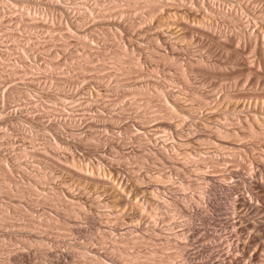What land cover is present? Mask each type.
I'll return each mask as SVG.
<instances>
[{"label": "bare ground", "instance_id": "1", "mask_svg": "<svg viewBox=\"0 0 264 264\" xmlns=\"http://www.w3.org/2000/svg\"><path fill=\"white\" fill-rule=\"evenodd\" d=\"M8 1V0H7ZM6 1V2H7ZM63 1V0H62ZM66 1V0H65ZM68 1V0H67ZM70 1V0H69ZM117 1V0H116ZM115 0H73V1H71L70 3L71 4H73V5H75L74 7H67V5L65 6V5H63V4H61L60 2H58V0H11L10 2H11V4L13 3V5H19L20 6V8H22V10L20 11V10H18V12H16V10H15V12H11L10 14H12L13 13V15H14V13L15 14H17V19L15 20V18H14V22H12L13 24L12 25H10L9 26V28L11 27V26H13L14 28L15 27H17L18 29H20V31L22 30L23 31V33L24 32H30V34L31 33H37L38 34V32H40L41 31V33H43L42 31H44V33L45 32H47V33H49V34H51V35H49V36H52V35H54L55 33H62V31H65V29L63 30L62 29V27L63 26H65V20H61L62 22H64V25L62 24V22L59 20V19H63L62 17L60 18V16H63V14L66 16V18L65 19H68L67 20V22H68V27H67V31H65L64 33H62V37L61 36H57V35H59V34H55L57 37H60V39L59 38H57V37H55V39L54 40H58L59 42H60V40L62 41V42H60L59 44H55L54 42V40H53V38H54V36L53 37H50L53 41H49V37H47V38H49L48 39V43L47 44H45V43H43V42H39L40 44L41 43H43L42 45L43 46H40V44H38V42H37V40H39V39H37V38H35V37H38V36H34V35H28V36H24V34H23V36L24 37H20V35H22V34H20V35H17V33H18V31H17V33H16V31H15V33H8L7 31V33L5 34H3L4 36L2 37V38H9V39H11V40H13L12 42V45H14L15 47V49H14V51L11 53V51H10V53L7 51L6 52V50H4L7 46H5L4 47V51H0V56H2L3 58H4V60L3 61H7V60H5V59H10V57H12V56H15L18 60H19V62L22 64V65H20L21 67H19V65H17V67L15 66V65H13L12 64V62H11V66L10 65H6V67L8 68V70L6 69V67H5V70H7V73H8V76L6 77V78H8V80H9V82L11 83V82H14V80H19V79H16V77L15 76H19L20 77V75H22L23 74V76H21L22 78L24 77V76H27V78L29 79V77L31 76V75H33L34 73H33V71L31 72V66L30 67H28L29 66V64L27 63L30 59H33V58H30L29 60H27L26 58H29V57H33V56H35V55H37V54H39V53H43V54H45L46 56H50L52 59H53V61H51L50 60V57L48 58L49 59V61H47V62H49V64L48 63H45V65H41L42 66V69H44V70H46V73L48 72V71H50V72H53V74H50V72L48 73L49 75L47 76V74L44 72H42L43 73V75H44V77H43V75L41 76V74L39 73V75L40 76H37L38 74H35L39 79H40V77H42V80H43V82L41 83L40 81H39V79L35 76L34 78H32V76H31V78L29 79V80H27V78L24 80V82H20V83H18V81H17V83H14L13 85H11V87L7 90V92H3V94L5 93V95H3L2 97H5L4 99H6V100H9V98H12V96H14V98L17 96V98L19 99V100H21V99H26L27 97L26 96H28L27 94V92L29 91V90H31L30 88H36V89H38L37 87H38V85H39V83H41L40 85H44V86H46L45 88H49V90H50V88H53L52 89V91H54L53 93H51L49 90H48V92H50L51 93V97H50V99L52 100L51 102H53L54 101V103L56 102L57 104L58 103H60V104H62V105H64V103H65V99H66V102L68 101L67 99H71L72 98V95H73V92H72V90L70 91V85H71V82L72 83H74L75 85H77L78 83H75V81H79L78 79L79 78H81L79 75H81L80 73H82V75H84L85 73H91V74H89L88 76L86 75V79H88L89 81L91 80V81H93L94 83H97V84H99V85H102V86H105V87H108V88H110L111 86V84L109 85L108 83L109 82H111V81H113V80H111V78H112V76L114 77V75H115V77H118L119 78V80L117 81V79L115 78V83H114V81L112 82V83H114V84H112V87H111V90L113 91V89H116V87L119 89V86H125V90L123 91V92H121L122 90V87H120L121 89V95H117V97H118V100L116 99V101H121L122 102V100H126V98H127V100L129 99V97H131L132 99H134V102H137V101H135V98H137V97H140V99L139 98H137L139 101L141 100V102H142V104H138V103H134L133 101V103L132 102H130V105L128 104H126V102H125V104H126V106H130V107H132V108H134V110H128L127 109V107H126V109H124V108H122L123 110H125V111H127V112H125L124 111V113L126 114V113H128V112H130V111H133L132 113H134V111H137L139 108H143V110L144 109H147V111L148 110H150V114L152 115V116H155V117H157L158 118V115H161L160 116V118H162L161 119V121L164 119V120H166V121H168V123L169 124H167V125H169L171 128H172V130H173V132L171 133L172 134V144H170V146L169 147H167L166 146V148H169L168 150L167 149H165V146H163V148H161L160 147V145H158V147H160V148H154L153 146H152V149H155V150H150L149 152H148V150H146V152L144 151L145 149H143V151L145 152V153H141L140 151V155L141 156H146L147 155V157L148 156H151V155H149V154H153V158L154 157H157V160L160 162V159H162V160H167V162H168V160L170 161V165H171V180H170V185H168V186H170L169 187V189H167V190H169V192H167L168 194H169V196L167 197V193L166 194H164L165 195V198H164V196H161V195H163V194H161V193H159L158 194V192H156L155 194V197H153V195H152V197L153 198H155V209H158L159 210V213H160V211L162 210V209H166L167 207H168V209H172L173 210V213L175 212L176 214H178V216H183L184 218H185V223H183V224H185V226L183 227V225H182V233L181 234H178V236L176 235H174V237L175 238H181L182 240H183V243H181L180 245H178V241L176 242H174V240H173V242H174V246L169 242L170 241V239H165V240H163L162 239V241H161V238H163L162 236H161V238H160V233H161V230H160V227L159 226H161V224H159L160 222H162V220L160 221V215H157V214H155V216L157 215V217H155V221H158L157 223H156V225H154L155 226V233L157 232L158 234H155L156 236H154V237H157V239H156V241L158 242H153L152 244V247H154L155 248V250H153L152 249V247L150 246V245H148L149 247H151V251H149V248H148V253L149 254H147L146 252L144 253V251L142 252L141 251V249H143V248H146V247H137V246H139V244H134L133 242L134 241H130V239H128L127 241H129L130 243H132V244H134L137 248H141V249H138L142 254H147V255H141V253H139V251H132L131 249L134 247V245H133V247H132V244H131V247H129L130 246V243L128 244V242H126L127 244H125V246L126 245H128V246H126V247H128V248H130V251H132V252H129V250L127 251L126 249V247H124V241H126V239L128 238V237H131L130 235L127 237V238H125V240L124 239H122V240H124V241H121L120 240V238H118L117 240H120L119 242L115 239V238H113V239H111V240H116L117 241V243H120V244H123V247H121V248H118L119 246H118V244H116V242L114 241H112L113 242V244H111L112 246L114 245V244H116L117 246H115V248L113 249H111L112 250V252H111V254H109V253H107L106 251H105V249H102L101 248V246H100V248L99 247H95L94 245H89V246H87L86 247V249H87V251L88 252H86L85 253V251L83 252V251H80V252H83V253H81V255L79 256L78 255V257H83L84 258V260H83V262L85 263V264H105L103 261H102V258H108V260L110 261V263L112 262L113 264H167V262H170V261H172L173 259H172V257L173 256H176L177 254V256H179L181 259V262H179V264H264V0H252L251 1V3H249V2H247L246 4H248L249 3V5L250 4H254V3H256V4H254L253 5V8L255 7V6H258V4H260V6H258V7H255L254 9L251 7V6H249L250 8H252L253 10V16H251L252 18V21H251V25H249V27L247 28L246 26H247V23L245 22L244 23V21L242 22V19L244 18V20L245 19H247L248 21H249V19L248 18H245L246 16H244L243 15V17L240 15V17L238 16L237 17V15L236 16H234L233 14L235 13V12H233V14L231 13L232 11H225L226 9L224 8H218V7H215V3H211L212 2V0H211V2L209 3L208 2V0L207 1H205V0H118L119 2H122V4L121 5H119L118 3H115L116 2ZM242 1V0H241ZM5 2V0H0V8L2 7L3 8V6H5V5H7L8 7H9V3H6ZM214 2V1H213ZM11 4H10V6H11ZM66 4V3H65ZM68 4V3H67ZM239 4V3H238ZM41 5H43V6H41ZM190 7V6H192V8L193 7H195V8H193L194 10H199L200 12L201 11H203L202 12V14L204 13V12H206V14L208 15V16H211L212 18L213 17H216V16H219L220 18H222V19H220L219 17H217V18H219L220 20H224V19H226L228 22L230 21V23L231 22H233L234 21V19H235V21H234V24L236 25V24H239V26L237 27V28H239L240 29V25H242V30L240 31L239 29V31L237 30V28H235V31L237 30L238 32H236V34L237 35H228L229 33H227V35L228 36H226V33L225 34H223V32H220V34L222 35V37H225L223 40L221 39V36H219V31H221L219 28L221 27H219V28H217L218 29V32H216L215 30H214V32H216L217 34H215V33H210V30H208V29H210V27H208L210 24H208L209 23V21L207 22V20L206 21H203V23H202V21H200L199 19H197V20H199L200 22H197L198 24L197 25H195L196 23H194L193 22V20H192V24H190V21H186L185 19V17H184V20H182L183 19V15L181 16L182 18H181V21L180 22H177V23H179L178 24V26L180 27V29L184 32V34L183 35H185L186 37H188V39L189 38H191V40L193 39V40H195V41H200V42H202L203 43V41H205L206 40V42H204L203 43V45L202 46H205L206 44L205 43H207V44H209V45H206V46H208V48L210 47V44H211V46H213V49H211V48H209L210 49V51L211 50H215V51H217V52H222L223 54H224V56H225V54H226V56L227 55H230L229 56V58H227V57H225L227 60H225V63H226V61H227V63H228V65H230V66H228V65H226L225 63H223L222 64V62L224 61V58H223V61L220 63V62H216L215 63V61H214V63L212 62V64H206V66H205V64L204 65H202V66H205L204 68H203V70H204V74L206 75V79L207 78H209V79H207V80H209L210 81V79H211V81H212V79H215V81H217V82H215L214 80V82H206V83H202V82H200L199 83V85H201L200 87L198 86H193L192 85V83L190 82L189 83V81H185V80H187L188 79V74H185L183 71V73L180 71V70H178V75L179 74H181L182 73V77L181 78H183V79H185V80H183L184 81V83H187V84H185V85H187V86H184V87H186V89L187 90H185L186 92L184 93L185 94V96L183 97V98H181V100H174V98H171V97H169V99H168V96L170 95V94H166V92L164 93L163 92V90H162V88L161 89H159L160 91H157L154 87H152L153 85L150 83V81L148 80H146L147 82H149V83H147L146 84V82H144V84H143V86H141L140 84H135V83H139V81L138 82H133V79H135V78H133V76L134 75H138L137 73L139 72V75H138V78L139 77H141V75H143L141 78H144L145 76H147V75H149V74H146V73H150V72H152L151 71V69L149 70V68H151L150 67V65L152 66V68L154 69V67H156L155 66V64H153V62H155L156 60H157V58L155 57V51H157V50H153L154 49V47L153 48H151L152 47V43H150V46L151 47H149V46H147V48L149 49V48H151V49H147V48H145V46H141V44L140 43H138L139 42V40H136V39H138L139 37L138 36H142V35H144V36H146L145 35V32H144V34H142L143 33V31H144V29L146 28V27H143L144 26V24L145 25H147L146 23L147 22H149L150 20L148 19V17H151V19H153V17L152 16H156L157 14H155L156 12L159 14V12H160V10H164V12H165V14L168 12V11H170L171 12V10H173V8L174 9H176V7H177V10L179 9V7L180 6H182V7H185L186 9H190V10H192V8H188V6ZM217 5H219V4H216V6ZM46 7V10H47V13H46V11H45V9H43L44 10V12L48 15V16H46L45 14H44V19L43 20H45L46 18L48 19V17H49V19H50V22H51V24L49 25V22L47 21V19H46V21H47V23L45 24L44 22L42 23V19H40L39 17V20L41 21H38V19H34V18H31L32 17V14H29L30 13V11H32V13L34 12V10H37L38 11V7H39V9L41 8V7ZM179 6V7H178ZM243 6V5H242ZM248 6V5H247ZM8 7H7V9H8ZM44 7V8H45ZM5 8V7H4ZM184 8V9H185ZM198 8V9H197ZM229 8V7H228ZM7 9H5V10H7ZM13 9V8H12ZM15 9V8H14ZM13 9V10H14ZM18 9V8H17ZM231 9V8H230ZM229 9V10H230ZM1 10V9H0ZM11 9H9V11H10ZM142 10H144V11H147V13H148V16H145V17H147V20H146V18H143L144 20H145V22L146 23H144V20L143 21H139L140 19H142V18H139L138 16V18H139V20H138V18L136 17V15H139V16H142V15H144L143 13H141L142 12ZM249 10H251V9H249ZM3 11V10H2ZM42 10L40 9V12H41ZM233 11H234V9H233ZM238 11V10H237ZM40 12H39V14H40ZM163 12V11H162ZM170 12H168V13H170ZM176 12V11H175ZM198 12V11H197ZM0 13H2L1 11H0ZM4 13V12H3ZM37 13V12H36ZM56 13H59V14H56ZM60 13H63V14H60ZM146 13V12H145ZM161 13V12H160ZM171 13H173V12H171ZM177 13V12H176ZM182 13V12H181ZM199 13V12H198ZM236 13H238V12H236ZM235 13V14H236ZM240 13V12H239ZM250 13V12H249ZM6 14H7V12H6ZM41 14H43V13H41ZM90 14H92L91 16V18H93V19H91L90 18V20H93V21H91V22H93V24H96L98 27H100L99 25H102L101 27L102 28H107V27H115L113 30H118L117 28H119V30H120V35L122 34L121 32H123V34H124V37L126 38V41L125 42H127V44H125V45H127V47L126 46H124V48H121L120 47V45H118L119 44V41L117 42L116 41V39H115V42H117L118 44H116V43H114V40L112 41L110 38L112 37V35L115 37L116 35H117V31L115 32V34L116 35H114V33L111 31V29H109V28H107V30H110L113 34H111V37L109 38V36H110V31H108L109 32V34H108V32H106L107 30L105 29H101V30H104L103 31V33H102V35L101 36H103L104 37V35L106 36V37H99V36H96L97 34H95V36H94V32H93V34L92 33H90L88 30H87V33H89L90 35H87L86 33V35L84 34V32H86V30H84L83 28L85 27V25L87 26V24H85L84 25V27L82 26V24H83V22H86L87 20H89V15ZM133 16H132V15ZM134 14H136L135 16H134ZM142 14V15H141ZM206 14H203V15H206ZM210 14V15H209ZM2 16H3V14H1ZM8 15H9V12H8ZM56 15L58 16L59 15V17H57V18H59L58 20H57V18H56ZM147 15V14H146ZM169 17H170V14H167ZM179 14H177V16H178ZM193 15V14H192ZM191 14H190V16H192ZM214 15V16H213ZM239 15V14H238ZM250 15V14H249ZM74 16H77V17H74ZM154 16V17H155ZM171 16H176V14L174 15H171ZM176 16V17H177ZM197 16H199V15H197ZM8 17V16H7ZM6 17V18H7ZM46 17V18H45ZM112 17V18H111ZM133 17H136L137 19H134L133 21L130 19L129 20V18H132L133 19ZM143 17V16H142ZM163 17V16H162ZM192 17H194V16H192ZM196 17V16H195ZM241 17H242V19H241ZM2 18V17H1ZM4 18V17H3ZM5 18V19H6ZM8 18H10V17H8ZM51 18L52 19H56L55 20V22H59L58 24H61V26H59L58 24V26H57V28L56 27H54V25H53V23H52V21H51ZM200 18V17H199ZM204 18V17H203ZM208 18V17H207ZM230 18H231V20H230ZM167 19V18H166ZM180 19V18H179ZM192 19V18H191ZM195 19V20H196ZM250 19V20H251ZM12 20V19H11ZM20 20H22V21H20ZM89 20V21H90ZM135 20L137 21V22H135ZM149 20V21H148ZM247 20H245V21H247ZM3 21V20H2ZM1 21V22H2ZM5 21V20H4ZM7 21V20H6ZM13 21V20H12ZM26 21V23L24 24V22ZM29 21H30V24H29ZM54 21V20H53ZM179 21V20H178ZM217 21H218V19H217ZM0 22V23H1ZM9 22V21H8ZM28 22V23H27ZM207 22V23H206ZM219 22V21H218ZM221 22V21H220ZM237 22V23H236ZM7 23V22H6ZM87 23V22H86ZM205 23L207 24V25H205ZM211 23V22H210ZM227 23V22H226ZM244 23V24H243ZM9 24H11V23H9ZM8 24V25H9ZM48 24V25H47ZM89 24H91L90 22H89ZM88 24V25H89ZM92 24V25H93ZM194 24V25H193ZM222 24V23H221ZM233 24V23H232ZM246 24V25H245ZM3 25V24H2ZM5 25V24H4ZM7 25V24H6ZM5 25V26H6ZM212 25V24H211ZM215 25V24H214ZM214 25H212L211 27L214 29H216V27L214 26ZM226 25V24H225ZM228 25V24H227ZM231 25V24H230ZM53 26V27H52ZM56 26V25H55ZM105 26V27H104ZM206 26L208 27L207 28V30H206ZM216 26H217V24H216ZM234 26V25H233ZM232 26V27H233ZM0 27H2V26H0ZM4 27V26H3ZM83 27V28H82ZM88 27V26H87ZM96 27V26H95ZM148 27V26H147ZM225 27V26H224ZM224 27H222V28H224ZM229 27V26H228ZM65 28V27H64ZM68 28H69V30H68ZM86 28V27H85ZM97 28V27H96ZM153 28H155L154 26H153ZM211 28V30L213 31V29ZM226 28V27H225ZM224 28V29H225ZM11 29V28H10ZM92 29V28H91ZM148 29H149V27H148ZM234 29V28H233ZM5 30H7V29H5ZM15 30H16V28H15ZM100 30V31H101ZM122 30V31H121ZM150 31H152V29L150 28L149 29ZM149 30H147V33H149L150 31ZM156 30V29H155ZM228 30L230 31V29L228 28ZM96 31H99V30H96ZM209 31V32H208ZM222 31H223V29H222ZM232 31V30H231ZM4 32V31H3ZM12 32H13V30H12ZM102 32V31H101ZM119 32V31H118ZM153 32V31H152ZM225 32V31H224ZM43 33V34H44ZM146 33V34H147ZM155 33V32H154ZM152 34V36L149 34V36H151L150 38L148 37V39L149 40H153V41H155V37H157V36H155V34ZM158 33V32H157ZM233 33V32H232ZM46 34V33H45ZM104 34V35H103ZM117 35V36H120V35ZM123 34H122V36H123ZM141 34V35H140ZM2 35V34H1ZM27 35V34H26ZM162 35V34H161ZM89 37V38H92V39H95L96 40V42H98V45H97V43H95V45H97V46H99V44H100V47H99V49H94L93 48V46H90L89 44H91V42H90V40H92V39H87L86 37ZM122 36H121V42L120 43H122ZM143 36V37H144ZM123 37V38H124ZM147 37H146V39H147ZM40 38V40H41V37H39ZM46 38V39H47ZM62 38H65V39H68V41H65L64 42V39H62ZM71 38H73V39H70ZM119 39H120V37H118ZM118 38H117V40H118ZM158 38V37H157ZM159 38H160V35H159ZM43 40H44V38H42ZM112 39H114V38H112ZM143 38L142 37H140V40H142ZM144 39H145V37H144ZM145 39V40H146ZM165 39V41H166V38H164ZM204 39V40H203ZM95 40H94V42H95ZM158 40V39H157ZM190 40V41H191ZM201 40H203V41H201ZM2 41V40H1ZM0 41V42H1ZM5 41V40H4ZM57 41V42H58ZM138 41V42H137ZM164 41V40H163ZM168 41V40H167ZM166 41V43L168 44V42ZM7 42V41H6ZM50 42H53L54 43V45H53V43H50ZM67 42V43H66ZM145 42V41H144ZM147 42V41H146ZM11 42H9V44H10ZM124 43V42H123ZM159 43V42H158ZM161 44H162V42H160ZM159 43V44H160ZM195 43V42H194ZM4 44V43H3ZM73 45L74 47V49H70L69 51H76V48H78L80 51H81V53L79 52L78 53V50H77V53L76 52H73V54L71 53V52H69L68 51V49H69V47L71 48L72 46L71 45ZM157 44V43H156ZM161 44H160V46H161ZM164 44H165V42H164ZM201 44V43H200ZM7 45V44H6ZM94 45V46H95ZM143 45V44H142ZM199 44H197V46H198ZM244 45H245V47L248 49V52L249 53H246V51H245V53H244V51L243 50H247V49H243V47H244ZM1 46V45H0ZM8 46H11V45H8ZM154 46V45H153ZM155 46H159V45H155ZM163 46V45H162ZM168 46H169V44H168ZM201 46V45H200ZM3 47V46H2ZM1 47V48H2ZM11 47H13V46H11ZM11 47L9 48V49H11ZM76 47V48H75ZM126 47V48H125ZM165 47H166V49H167V46H164V49H165ZM170 47V46H169ZM60 49L63 53H64V56L62 57V55H63V53H61L62 55H60L58 58H60V57H62V58H64V59H66L67 60V62H71V63H73L72 65H70V66H68V64H67V66H65L66 68H68V70H71V71H73V73L75 72V73H78V76H79V78L75 75V77L74 76H72V78L73 79H76L75 81L74 80H72V78H70L71 80H69L68 78H66V77H63V76H61L62 75V71H61V74H59L58 73V71H56L57 73H58V75L59 76H61V77H59V76H55L54 75V73L56 74V72H55V70H57L58 68H61L62 69V66H64L65 65V63L66 62H63L62 61V59H58V58H56L55 59V55H58L55 51H57V50H55V49ZM142 48H145V50L144 49H142ZM53 49L55 50L54 51V53H56V54H54V56H53ZM58 49V50H59ZM146 49L148 50L147 51V53L145 54L144 52L146 51ZM158 50H159V48H157ZM161 49H162V47H161ZM169 49V48H168ZM205 49H206V47H205ZM8 50V49H7ZM219 50V51H218ZM60 51V52H61ZM139 51H141L142 53H143V55H140L139 56V54H141ZM160 51H162V50H160ZM165 51V50H164ZM167 51V50H166ZM170 51V50H169ZM173 51V50H172ZM48 54H46V53ZM59 52V51H58ZM139 52V54H137ZM168 52V51H167ZM209 52V51H208ZM159 53V52H158ZM161 53V52H160ZM163 53H165V52H163ZM163 53H161V54H163ZM171 53V52H170ZM174 53V52H173ZM172 53V54H173ZM250 53H252V55H250ZM76 54V55H75ZM157 54V53H156ZM209 54H212V53H209ZM247 56H246V55ZM206 55H208V53L206 54ZM215 55H217V54H215ZM219 56H220V54H218ZM217 55V56H218ZM249 55H250V57H249ZM37 56H39V55H37ZM40 56H41V54H40ZM43 56V55H42ZM53 56V57H52ZM137 56H139V57H137ZM164 56V55H163ZM167 56H169L168 54H167ZM171 56V55H170ZM174 56V55H173ZM176 56V55H175ZM181 56V55H180ZM204 56V58H207V57H205V55H203ZM213 56H214V54H213ZM15 57H13V60L15 59ZM44 57V56H43ZM162 57V56H161ZM172 57V56H171ZM182 57V56H181ZM200 57V56H199ZM210 57V56H209ZM215 57V56H214ZM2 58V59H3ZM96 58H98L97 60H96ZM155 58H156V60H155ZM159 58V57H158ZM172 58H175V57H172ZM177 58V57H176ZM211 58V57H210ZM210 58H208L209 60H211ZM218 57H216V59H217ZM35 59V58H34ZM34 59H33V61H34ZM41 59V58H40ZM43 59V58H42ZM41 59V60H42ZM161 59V58H160ZM159 59V60H160ZM164 58H162L161 60H163ZM165 59L168 61V59L166 58V56H165ZM202 59V58H201ZM215 59V58H214ZM219 59V58H218ZM217 59V60H218ZM220 59H222V58H220ZM26 60H27V62H26ZM37 60V59H36ZM46 60V59H45ZM65 60V61H66ZM159 60H157V61H159ZM165 60V61H166ZM169 60H171V58L169 59ZM173 60V59H172ZM197 60V59H196ZM198 60H199V58H198ZM213 60V59H212ZM0 61H2V60H0ZM40 61V60H39ZM38 61V62H39ZM181 61H183V60H180V62ZM195 61V60H194ZM15 62V61H14ZM13 62V63H14ZM18 62V61H17ZM18 62V63H19ZM31 62V61H30ZM41 62V61H40ZM39 62V63H40ZM161 62V61H160ZM176 66V68H182V70H184L183 69V67L181 66V67H179L178 65H182V63H180L179 64V62H178V60L176 61V60H173L172 61ZM178 62V63H177ZM197 62V61H196ZM203 62V61H202ZM210 62V61H209ZM208 62V63H209ZM210 62V63H211ZM1 63V62H0ZM3 64L5 63V62H2ZM1 63V64H2ZM36 63V62H35ZM146 63H151V64H147V65H149V68L148 67H146L145 66V64ZM157 63V62H156ZM164 63V62H163ZM167 63V62H166ZM191 63V62H190ZM193 63V62H192ZM204 63H206V62H204ZM3 64H2V66H3ZM8 64V63H7ZM28 64V65H27ZM48 64V65H47ZM113 65V69L116 71V73L113 75V72H111L110 74H106V72H105V74H104V70H105V67H106V65ZM144 64V66H145V68H147V70H149L150 72H148L145 68V70H143V67L144 66H142ZM154 66H153V65ZM159 64V63H158ZM162 64V63H161ZM198 64V63H197ZM13 65V66H12ZM31 65H32V63H31ZM47 65V66H46ZM109 65H108V67H109ZM163 65H165V63L163 64ZM170 65H173V64H170ZM169 65V66H170ZM201 65V64H200ZM34 66V65H33ZM138 66H139V68L141 67L142 68V70L143 71H145V72H143L142 70H140V69H137L138 68ZM184 66V65H183ZM191 66V65H190ZM194 66V65H193ZM225 66H227L228 67V69H229V67H230V69H229V71H228V73L227 72H225V70L227 69ZM161 67H162V65H161ZM164 67H167L166 65L164 66ZM175 67H174V65H173V68L175 69ZM199 68H201L200 66H198ZM197 67V68H198ZM237 67V69H238V71H237V69L235 70V68ZM3 68V67H2ZM30 68V69H29ZM37 68V67H36ZM35 68V69H36ZM41 68V67H40ZM64 68V67H63ZM107 68V67H106ZM112 68V67H111ZM111 68L110 69H108V70H111ZM158 68V67H157ZM190 68V67H189ZM192 69H194L195 67H191ZM225 68V69H224ZM234 68V69H233ZM160 69V68H159ZM192 69H189V70H192ZM227 69V70H228ZM235 72V74H234V72L232 71V70ZM2 70H4V68L2 69ZM1 70V71H2ZM32 70H33V68H32ZM48 70V71H47ZM63 70V69H62ZM64 70H67V69H64ZM67 70V71H68ZM137 70H139V71H137ZM158 69H156V70H154V72L155 71H157ZM167 70H168V68H167ZM186 70V69H185ZM199 70V69H198ZM226 70V71H227ZM0 71V72H1ZM39 71H40V69H39ZM67 71H64V72H66L65 74H67V73H69V72H67ZM164 72H163V74L165 73V70H163ZM169 71V70H168ZM174 71V70H173ZM175 71H177V70H175ZM174 71V72H175ZM196 71V70H195ZM202 71V70H201ZM200 71V72H201ZM232 71V72H231ZM99 72L101 73V72H103V74L102 75H100L99 74ZM136 72V73H135ZM153 72V73H154ZM161 72H162V70H161ZM160 72V73H161ZM167 72V71H166ZM181 72V73H180ZM187 72H190V71H187ZM199 72V71H198ZM197 72V73H198ZM203 72V71H202ZM237 72V73H236ZM1 73H4V71L3 72H1ZM5 73H6V71H5ZM31 73H33V74H31ZM72 75H73V73L72 72H70ZM69 73V74H70ZM84 73V74H83ZM157 73H158V71H157ZM157 73H155V74H152V76L154 75V76H156V74ZM170 73H172L171 71H170ZM191 73V72H190ZM195 73V72H194ZM193 73V74H194ZM30 76H29V75ZM46 74V75H45ZM65 74H64V76H65ZM68 74V75H69ZM70 74V75H71ZM151 74V73H150ZM159 74V73H158ZM157 74V75H158ZM162 74V75H163ZM166 74V73H165ZM168 74V73H167ZM174 74V73H173ZM184 74L186 75V76H184ZM196 74V73H195ZM199 74V73H198ZM204 74H202V76L204 75ZM236 74H239V77H237L236 76ZM241 74L242 75H245V77H244V81H243V79L239 82V79L238 78H240V76H241ZM1 75V74H0ZM5 75V74H4ZM57 75V74H56ZM68 75H66L67 77H68ZM161 75V76H162ZM169 75V74H168ZM167 75V76H168ZM174 75H176V74H174ZM191 75V74H190ZM29 76V77H28ZM151 76V75H150ZM166 76V75H165ZM164 76V77H165ZM170 76V75H169ZM246 76H247V78H246ZM15 77V78H14ZM78 79H77V78ZM158 77H159V75H158ZM3 78V77H2ZM85 78H83V76H82V78L81 79H85ZM146 78H148V77H146ZM150 78V77H149ZM153 78V77H152ZM160 78V77H159ZM171 78V77H170ZM172 78H173V76H172ZM177 78V77H176ZM179 78V77H178ZM242 78H243V76H242ZM0 79H1V77H0ZM24 79V78H23ZM38 79V80H37ZM114 79V78H113ZM161 79V78H160ZM164 79V78H163ZM167 79H168V77H167ZM175 79V78H174ZM180 79V78H179ZM238 79V80H237ZM246 79V80H245ZM7 80V81H8ZM20 80H22L21 78H20ZM26 80H27V82H26ZM41 80V79H40ZM121 80V81H120ZM136 80V79H135ZM152 80V79H151ZM154 80V79H153ZM159 80V79H158ZM165 80V79H164ZM170 80V79H169ZM178 79H176V81H177ZM181 80V79H180ZM219 80V81H218ZM5 81V80H4ZM85 80H83V81H81V82H84ZM90 81V83L92 84V82ZM160 81H162V80H160ZM168 81V80H167ZM228 82V83H222V82ZM116 82H118V83H116ZM140 82H142V81H140ZM153 82V81H152ZM154 82H156V81H154ZM153 82V83H154ZM204 82V81H203ZM89 83V82H88ZM163 83H166V82H164L163 81ZM168 83H169V81H168ZM167 83V84H168ZM171 83H172V81H171ZM171 83H169V84H171ZM175 83V82H174ZM180 83V82H179ZM183 83V82H182ZM181 83V84H182ZM183 83V84H184ZM202 83V84H201ZM1 84V83H0ZM4 84V83H3ZM8 84V83H7ZM20 84V85H19ZM84 84V83H83ZM96 84V85H97ZM116 84H117V86H116ZM121 84V85H120ZM151 84V85H150ZM157 84H159V82L157 83ZM166 84V85H167ZM176 84V83H175ZM206 84V85H205ZM6 85V84H5ZM19 85V86H18ZM39 85V86H40ZM43 85H42V88H44L43 87ZM82 85V84H81ZM95 85V84H94ZM115 85V86H114ZM140 85V86H139ZM180 85V84H179ZM179 85H178V87H179ZM2 86V85H1ZM78 86V85H77ZM77 86H76V88H77ZM165 86V85H164ZM168 87H169V85H167ZM172 86V85H171ZM3 87V86H2ZM66 87H69L68 89L66 88ZM72 87V86H71ZM74 87V86H73ZM78 87H80V86H78ZM100 87V86H99ZM114 87V88H113ZM154 88L155 89V94H153L152 92L154 91V89H152V88ZM166 87V86H165ZM177 87V88H178ZM41 88V89H42ZM102 89H103V87H101ZM113 88V89H112ZM157 88V87H156ZM175 88H176V86H175ZM180 88V87H179ZM4 89V88H3ZM7 89V88H6ZM40 89V88H39ZM73 89V88H72ZM106 89V88H105ZM174 89V88H173ZM1 90H2V88H1ZM42 90H45V89H42ZM69 91V93H71L72 95H70L69 93H68V91ZM97 90H100V89H97ZM153 90V91H152ZM161 90H162V92H161ZM178 90V89H177ZM176 90V91H177ZM36 91V90H35ZM47 91V90H46ZM75 91V90H74ZM105 91V90H104ZM115 91H117V89L115 90ZM167 91V90H166ZM172 91V90H171ZM1 92V91H0ZM32 92H33V90H32ZM40 92V91H39ZM42 92V91H41ZM44 92V91H43ZM47 92V93H48ZM107 92H108V90H107ZM111 92V91H110ZM114 92V91H113ZM175 92V91H174ZM180 92V91H179ZM211 92H215L214 94L215 95H211L212 93ZM37 93V92H36ZM167 93H169V92H167ZM180 93H182V91L180 92ZM41 94V93H40ZM172 95H173V92L171 93ZM45 95V94H44ZM116 95V94H115ZM180 95H182V94H180ZM40 96V95H39ZM47 96H49V93H48V95ZM76 96V95H75ZM75 96H73V97H75ZM112 96H113V94H112ZM135 98H134V97ZM175 96V95H174ZM0 97H1V95H0ZM26 97V98H25ZM29 97V96H28ZM116 97V96H115ZM182 97V96H181ZM16 98V99H17ZM131 98H130V100H131ZM173 99V100H171V99ZM16 99H14V100H16ZM28 99V98H27ZM31 99V98H30ZM46 98H44V100H45ZM49 99V98H48ZM50 99H49V101H50ZM82 99V98H81ZM86 99V98H85ZM89 99V98H88ZM87 99V100H88ZM114 99V98H113ZM156 99H158L157 101L160 103V100H161V105H160V110L158 111V109H156L155 108V102H156ZM176 99V98H175ZM178 99V98H177ZM1 100V99H0ZM32 100V99H31ZM40 100V99H39ZM84 100V99H83ZM86 100V101H87ZM110 100V99H109ZM111 100H112V98H111ZM126 100V101H127ZM230 100H236V101H238L239 102V104H240V109H238L237 111H227V110H220V106L223 104V102H225V101H230ZM26 101V100H25ZM42 100H40V102H41ZM113 101H115V100H113ZM162 101H164V102H162ZM182 101V102H181ZM6 102H9V101H6ZM5 102V103H6ZM12 102H14L13 100H12ZM18 102V101H17ZM30 102V101H29ZM28 101L26 102V104L28 103V104H31V105H35V103L34 102H30L29 103ZM37 102V101H36ZM39 102V101H38ZM47 102V101H46ZM45 102V103H46ZM74 103H76V101H73ZM78 102V101H77ZM92 102H94V101H92ZM99 102V101H98ZM100 102H102V101H100ZM106 102V103H105ZM111 102V101H110ZM109 102V103H110ZM118 102V103H119ZM128 102V101H127ZM158 102H157V105H158ZM4 103V101L2 102V101H0V111H1V114L3 113V115H4V117H5V119L4 120H14L15 118H17V113H16V110L14 109V107H13V109L15 110V111H13L12 109H11V106L9 107L7 104H5ZM22 104H23V102H21ZM20 103V104H21ZM43 103V102H42ZM56 103H55V105H56ZM83 103H85V102H83ZM89 103V102H88ZM104 103L105 104H107L108 102L107 101H104ZM112 103H114V102H112ZM117 103V102H116ZM132 103V104H131ZM185 103V104H184ZM17 104V103H16ZM19 104V105H20ZM25 104V105H26ZM27 104V105H28ZM77 104V103H76ZM81 104V103H80ZM99 104V103H98ZM102 104V103H101ZM115 104V103H114ZM124 104V103H123ZM133 104H136V105H133ZM138 104V105H137ZM37 105H40V104H37L36 103V105L35 106H37ZM45 105V104H44ZM48 105V104H47ZM83 105V104H82ZM94 105V104H93ZM103 105V107L104 106H106V107H109V106H111V104L110 105H104V104H102ZM116 105V104H115ZM119 105H120V103H119ZM21 106H23V105H21ZM29 106V105H28ZM27 106V107H28ZM49 106H50V104H49ZM48 106V107H49ZM51 106H53V105H51ZM50 106V107H51ZM58 106H60L59 104H58ZM77 106H78V104H77ZM81 106V105H80ZM114 106V105H113ZM122 106V105H121ZM19 107V106H18ZM24 107V106H23ZM38 107V106H37ZM41 107V106H40ZM86 107V106H85ZM89 107L91 108V105H89ZM88 106H87V110H88V108H89ZM98 107V106H97ZM105 107V108H106ZM116 107V106H115ZM125 107V106H124ZM44 108V107H43ZM46 108V107H45ZM55 107H53V109H54ZM73 108H75V107H73ZM83 108V107H82ZM81 108V109H82ZM93 108H95V106L93 107ZM92 108V109H93ZM100 108H102V107H100ZM111 108H112V106H111ZM117 108H119V107H117ZM158 108V107H157ZM31 110L32 109H35L34 108V106H33V108H30ZM39 109V108H38ZM57 111L59 110V109H57V108H55ZM76 109V108H75ZM80 109V108H79ZM80 109V110H81ZM92 109L91 110H89V111H91L92 112ZM104 109V108H103ZM108 109V108H107ZM122 109H120L119 108V110H122ZM131 109V108H130ZM140 109V110H141ZM17 110H19V109H17ZM55 110V111H56ZM72 110H74V109H72ZM77 110V109H76ZM79 110V111H80ZM84 110H86L85 108H83L82 109V111H84ZM86 110V111H87ZM102 110V109H101ZM116 110H118V109H116ZM116 110H113L114 112L116 111ZM33 111V110H32ZM35 111V116L37 117V119L38 120H40L39 121V123L41 124V122L42 123H44L45 125L47 124L48 126H51L52 127V131H54V132H56V134L58 133V132H60L59 130H61L62 128L60 127V126H62V125H66V124H64L65 122H75L77 119L74 117V116H71V114H67V113H65V114H61L60 115V113L58 114H56V115H58V116H55V114L53 115V114H51V113H48V114H46L45 112H46V110H45V112H43V110H42V112H41V109L40 110H34ZM33 111V112H34ZM60 111V110H59ZM78 111V112H79ZM94 111V110H93ZM103 111V110H102ZM105 111V110H104ZM146 111V110H145ZM145 111H142V112H144V113H148L147 111L145 112ZM51 112V111H50ZM61 113H62V111H60ZM73 112V111H72ZM77 112V113H78ZM85 112V111H84ZM121 112V111H120ZM123 112V111H122ZM121 112V113H122ZM138 112V111H137ZM141 112V113H142ZM28 113V112H27ZM74 113H75V111H74ZM82 113V112H81ZM80 113V114H81ZM98 113H101L100 115L98 114L97 116H89V115H86V114H88V113H85V114H83L84 116H82V114L80 115V114H77V115H80V116H82V118H79L77 121H80V122H84V123H86L87 125H89V127L90 126H92L93 128H95L94 126L95 125H97V124H100L101 125V123H103V125L102 126H104V127H109V128H111L110 126H108L107 124H105L106 122H105V119H106V121H108L107 120V118H110V117H107L106 118V112H104L105 113V116H103L102 115V112H98ZM112 113V112H111ZM116 113H118V112H115L114 114H116ZM131 113V112H130ZM73 114V113H72ZM92 114V113H91ZM96 114V113H95ZM110 114V113H109ZM113 114V115H114ZM124 114V115H125ZM129 114V113H128ZM135 114V113H134ZM150 114H149V116H150ZM216 114H219L220 116H222L223 117V119L225 120L224 122H220L219 120H217V121H212L211 120V117L212 116H214V115H216ZM21 115L24 117V119L26 120V119H30L31 117V115L32 114H22L21 113ZM94 115V114H93ZM123 115V114H122ZM147 114H145V115H143V113H142V115H140V113L139 114H136V115H133L132 116V114L130 115L131 117H129V118H133V120L132 121H134L135 122V124L137 123V124H143L144 122L143 121H146L145 119H146V116ZM157 115V116H156ZM1 116V115H0ZM79 116V117H80ZM108 116H110V115H108ZM121 116V115H120ZM77 117V116H76ZM111 117H113V116H111ZM105 118V119H104ZM149 118V117H148ZM1 119H2V117H1ZM24 119L22 118V121H24ZM124 120V119H123ZM123 120H121V117H119V116H115V117H113L112 118V121H113V123H115L116 122V127H117V122L118 121H123ZM125 120H126V117H125ZM127 120H128V118H127ZM150 121L151 120V117H150V119H147V121ZM155 120H156V118H155ZM163 120V121H164ZM195 120H197V121H199V124H196V122H195ZM142 121V122H141ZM146 121V122H147ZM158 121H160V119H158ZM165 121V122H166ZM188 121V122H187ZM68 122V123H69ZM127 122V121H126ZM129 122V121H128ZM127 122V123H128ZM145 122V123H146ZM4 123V122H3ZM22 123V122H21ZM36 123H38V122H36ZM77 123V122H76ZM109 123V122H108ZM112 123V124H113ZM133 123V122H132ZM152 123H154L155 124V122L153 121ZM159 123H161V122H159ZM158 123V124H159ZM182 123H188V133L186 134V135H183L182 133H181V131H179V126L182 124ZM44 124H42L41 126V128H44V129H46L47 127H43V125ZM74 124V123H73ZM83 124V123H82ZM82 124H81V126H82ZM121 124V123H120ZM123 124V123H122ZM130 124V123H129ZM134 124V125H135ZM148 124V123H147ZM146 124V125H147ZM151 124V122H149V124L148 125H150ZM163 124V123H162ZM161 124V125H162ZM33 125H35V124H33ZM36 125H39V124H36ZM69 124H67V126H68ZM70 125H71V123H70ZM86 125V126H87ZM18 126H20V123L18 124ZM22 126V125H21ZM77 126V125H76ZM84 126V125H83ZM98 126V125H97ZM102 126H101V128H102ZM123 126V125H122ZM154 126V125H153ZM157 126V125H156ZM160 126V125H159ZM13 127V126H12ZM33 127V126H32ZM32 127H31V129H32ZM63 127V126H62ZM66 127V126H65ZM75 127V126H74ZM79 127V126H78ZM77 127V128H78ZM114 127V126H113ZM121 127V126H120ZM120 127H117V128H120ZM133 127V126H132ZM142 127V126H141ZM145 127H147V126H145ZM16 128V127H15ZM18 128H20V127H18ZM22 128V127H21ZM35 128V127H34ZM61 128V129H60ZM73 128V127H72ZM71 128V129H72ZM82 128V127H81ZM87 128V127H86ZM99 128V127H98ZM100 128V129H101ZM123 128V127H122ZM136 128V127H135ZM14 129V128H13ZM112 129V128H111ZM139 129V128H138ZM142 129V128H141ZM152 129L153 130H155V128H153L152 127ZM151 129V130H152ZM164 129V128H163ZM19 130V129H18ZM33 130V129H32ZM34 130H36V129H34ZM39 130H41V129H39ZM63 130H64V127H63ZM76 130V129H75ZM88 130V129H87ZM115 130V129H114ZM117 130V129H116ZM123 130V129H122ZM140 130V129H139ZM149 130H150V128H149ZM26 131V130H25ZM45 131V130H44ZM44 131H43V133H44ZM49 131V130H48ZM47 131V132H48ZM80 131V130H79ZM82 131V130H81ZM89 131H91L90 133H92L93 131H92V129L91 130H88V132ZM94 131H96V130H94ZM98 131V130H97ZM108 131V130H107ZM118 131V130H117ZM117 131L115 132L116 133V135H117ZM124 137L123 138H121V137H111V136H108L107 134H105V133H103V131H99V132H94V134L92 133L91 135V138L93 137V139L94 138H99L100 139V141L102 142V144L104 143V142H106L105 143V146H106V144H108V145H113V147H117V150L118 149H121V146L123 145V148H124V146H125V144L128 146V145H130L131 146V143L130 142H134V144H136L135 142H138V143H141V142H144V141H146V143H148V141H149V139L151 138L150 137V135H149V137L150 138H147V136H148V134H147V136L145 135V134H141L140 132L139 133H137V132H134V131H136V130H133L130 126H124ZM138 131V130H137ZM143 132H144V128H143V130H142ZM146 131H148V129H146ZM156 131V130H155ZM15 132V131H14ZM68 132H70V131H68ZM74 132V131H73ZM88 132H86V134L85 135H88L87 133ZM105 132V131H104ZM110 132V131H109ZM121 132V131H120ZM149 132H151V131H149ZM154 132V131H153ZM5 133V132H4ZM23 133V132H22ZM37 133H40V132H37ZM37 133H34V134H36L37 135ZM61 133V132H60ZM65 133V132H64ZM81 133V132H80ZM79 133V134H80ZM83 133V132H82ZM81 133V134H82ZM90 133H89V135L88 136H90ZM156 134L158 133V132H155ZM24 134V133H23ZM46 134V133H45ZM69 134V133H68ZM109 134V133H108ZM154 134V133H153ZM1 135V134H0ZM4 135V134H3ZM3 135H1L2 137H3ZM14 135H16V134H14ZM22 135V134H21ZM33 135V134H32ZM48 135V134H47ZM52 135V134H51ZM70 135H73L72 133L70 134ZM84 135V136H85ZM110 135V134H109ZM120 135V134H119ZM18 136H20V134L18 135ZM26 136V135H25ZM28 136H30V134L29 135H27L26 137H24L25 139L28 137ZM34 136V135H33ZM33 136H31V137H33ZM41 136H43V135H41ZM40 136V137H41ZM50 136V135H49ZM58 136H59V134H58ZM60 136H61V134H60ZM59 136V137H60ZM75 136H76V134H75ZM87 136V137H88ZM97 136V137H96ZM154 136H155V134H154ZM186 136V139H183L184 137ZM1 137V138H2ZM36 137V136H35ZM58 137V138H59ZM64 137V136H63ZM87 137H85V138H87ZM19 138H21V137H19ZM29 138V137H28ZM39 138V137H38ZM72 138H73V136H72ZM77 138H79V142H80V137L79 136H77ZM83 138V137H82ZM81 138V139H82ZM90 137H89V139H91ZM192 138H195L196 140H199L200 142H202V143H206V144H208V145H211L214 149H212V150H210L209 152H203V150H202V152L200 153L199 152V154L200 155H198V154H194V155H192V154H190V152H189V154H187V155H184V156H186L185 157V159H187L188 161L185 163V165L186 166H183L182 165V169H180L181 167H180V165H179V159L177 158V156L179 155V153H178V151H179V147L181 146V145H185L184 144V140L185 141H187L188 139H192ZM4 139H5V136H4ZM31 138H29V140H30ZM33 139H34V137H33ZM56 139V138H55ZM93 139H92V141H93ZM152 139V138H151ZM151 139H150V141H151ZM155 139V138H154ZM28 140V139H27ZM32 140V139H31ZM36 140H37V138H36ZM41 140V139H40ZM45 140V139H44ZM59 141H61L60 139H58ZM72 140V139H71ZM78 140V139H77ZM83 140V139H82ZM133 140V141H132ZM33 141H35V139L33 140ZM39 141V140H38ZM46 141H47V139H46ZM70 141V140H69ZM89 141V140H88ZM88 141H86V142H88ZM94 141H96V140H94ZM49 142H51V141H49ZM64 142V141H63ZM75 142H76V140H75ZM78 142V141H77ZM84 142V141H83ZM85 142V143H86ZM90 142H91V140H90ZM100 142V143H101ZM39 143H40V141H39ZM65 143V142H64ZM71 143V142H70ZM70 143H68V144H70ZM96 143H98V142H96ZM99 143V144H100ZM128 143V144H127ZM130 143V144H129ZM137 143V144H138ZM146 143L144 142L143 144H145L146 145ZM9 144V143H8ZM11 144V143H10ZM45 144V143H44ZM51 144V143H50ZM66 144V143H65ZM64 144V145H65ZM75 144V143H74ZM84 144V143H83ZM82 144V145H83ZM87 144V143H86ZM98 144V145H99ZM149 144V143H148ZM153 144H155V143H153ZM157 144V143H156ZM3 145H4V143H3ZM7 145V144H6ZM13 145V144H12ZM11 145V146H12ZM15 145V144H14ZM43 145V144H42ZM45 145H47V144H45ZM48 145H49V143H48ZM72 145H73V142H72ZM79 145H80V143H79ZM88 145V144H87ZM87 145H85V146H87ZM91 145V149H92V146L94 145L93 144V142H92V144H90ZM90 145H88V146H90ZM96 145V144H95ZM104 145V144H103ZM111 145H110V147H109V149L111 148ZM115 145V146H114ZM141 145H142V143H141ZM150 145V144H149ZM2 146V145H1ZM53 146H55V144H53ZM66 146H67V144H66ZM97 146V145H96ZM96 146H95V148L94 149H92V150H95L94 151V153L96 154L97 153V149L98 148H96ZM101 146V145H100ZM99 146V147H100ZM134 146V145H133ZM136 146V145H135ZM140 146V144L138 145V146H136V147H139ZM155 146V145H154ZM157 146V145H156ZM6 147V146H5ZM4 147V148H5ZM13 148H14V146H12ZM18 147V146H17ZM42 147H44V146H42ZM46 147V146H45ZM51 147V146H50ZM56 147H57V145H56ZM68 147H71V145L70 146H68ZM75 147V146H74ZM74 147H73V149H74ZM78 147V146H77ZM79 147H82V146H79ZM98 147V146H97ZM108 147V146H107ZM107 147H106V149H107ZM112 147V148H113ZM142 147H143V145H142ZM49 148V147H48ZM47 148V149H48ZM76 148V147H75ZM83 148V147H82ZM89 148V147H88ZM101 148V147H100ZM130 148V147H129ZM144 148V147H143ZM8 149H9V147H8ZM11 149V148H10ZM22 149H24V148H21V150ZM32 149V148H31ZM31 149H29V151L31 150ZM43 149V148H42ZM50 149V148H49ZM48 149V150H49ZM55 148H53V150H54ZM57 149H59V146H58V148ZM68 149H70V148H68ZM85 149V148H84ZM91 149H89V151L88 152H90V153H88L87 152V150L85 151V152H87L88 154H91L92 155V151H90ZM114 149V148H113ZM141 149V148H140ZM139 149V150H140ZM1 151H2V149H0ZM5 150V149H4ZM11 150H13V149H11ZM17 150H18V148H17ZM27 150V149H26ZM25 150V151H26ZM38 150H41V148L40 149H38ZM52 150V148H51V151L53 152V154H54V151ZM56 150V149H55ZM83 150V149H82ZM104 149H102V151H103ZM116 150V152L118 153V151ZM122 150V149H121ZM120 150V151H121ZM127 150V149H126ZM134 150V149H133ZM7 151V150H6ZM15 151V150H14ZM20 151V150H19ZM29 151H27L28 152V154H27V152L25 153L24 151H21V152H24L22 155H29V156H32V157H34V158H36V159H38V158H41L42 159V157H44L45 156V158H46V160H47V154L46 155H41V153H40V155L41 156H39L38 154L39 153H36L35 151H34V149H33V151L35 152V153H33V152H30V154H29ZM58 151V150H57ZM100 151V150H99ZM110 151H112V150H110ZM115 151V150H114ZM141 151H142V149H141ZM152 151V153H150ZM155 151V152H154ZM196 151V150H195ZM195 151H192V152H195ZM198 151H200V150H198ZM198 151H197V153H198ZM205 151V150H204ZM3 152H5V151H3ZM2 152V153H3ZM10 152V151H9ZM17 151H15V153H16ZM46 152V151H45ZM48 152V151H47ZM92 152V153H91ZM132 152V151H131ZM149 154H148V153ZM180 152V151H179ZM182 152V151H181ZM11 153H14V152H12L11 151ZM10 153V154H11ZM42 153H44V152H42ZM49 153H51V152H49ZM49 153H48V155H49ZM101 153V152H100ZM114 153V152H113ZM128 153V152H127ZM137 153V152H136ZM136 153H134V154H136ZM147 153V154H146ZM154 153H155V155H154ZM4 154V153H3ZM9 154V153H8ZM17 154V153H16ZM21 154V153H20ZM57 154V153H56ZM98 154V153H97ZM102 154V153H101ZM116 154V153H115ZM113 155L112 153H111V155L113 156V157H116V155H118V156H123L124 154L123 153H118V154H116V155ZM121 154H123V155H121ZM128 154H130V153H128ZM137 154H139V153H137ZM181 154V153H180ZM184 154H185V151H184ZM1 155V154H0ZM5 155V154H4ZM4 155L3 156H1L2 157V160H1V158H0V195L2 194L3 196H5L9 201V203H7L6 205L4 204V207L3 206H1L0 207V236H3V237H5V238H7V239H9V241L7 240V243L8 242H10L8 245H5L4 243H6V242H3V239H2V243L0 242V255H4L5 257H6V261H7V263L5 262V263H3L4 261L3 260H1V262H0V264H30L31 262H32V260L34 259H32V257H34L33 255V252L34 251H37L41 256H42V258L44 257L47 261H48V264H59L58 262H57V260L56 261H52V260H50L51 258H53V257H55L56 256V254H58V253H60L62 256V258H63V260L65 259V260H68V261H71L72 259H73V255H74V253H73V255L70 253V252H68V251H60V250H62V249H60V250H58V249H53V248H48V247H51V246H48L47 248H41V246L42 245H44L45 246V242L46 241H49V243H50V237L52 236H47V235H50V233L48 234V231L50 230H53L54 232H55V230H57V232H58V230L60 229V230H63L62 228H65L66 230H68V232L70 233H72L73 235H76V237L77 236H81L82 234H83V232H85V230L84 229H82L79 225V227L77 226V227H75V222H74V220H72L73 218L70 216V215H74V214H72V213H74V212H76L75 211V209H74V207L75 206H71V204H70V201H69V199H68V201H66L65 199L64 200H61V198L59 197V196H61V195H59L58 197H57V195H55L56 197H53V196H50V195H44L43 193L42 194H39V193H41V189H37V190H39L40 192L39 193H36L37 191H36V189H33V186H36V184L35 185H31L32 183H27V184H24V183H22V182H20L16 177L14 178L13 177V175H11V170L10 169H6L7 168V166H6V168H4V160H7V163L8 162H10V164L9 165H12L10 168H12V171L13 170H17V172H18V170H25V168L23 167V165L21 166V163H20V161H21V159L24 157V156H18V155H16V156H14V155H9V156H7V157H4ZM55 155V154H54ZM54 155H52L51 154V156H54ZM87 155V154H86ZM91 155H89V156H91ZM108 155H109V153H108ZM197 157H196V156ZM47 156V157H46ZM57 156V155H56ZM92 156H94V155H92ZM125 156H126V154H125ZM124 156V157H125ZM134 156V155H133ZM133 156H131L130 155V157H132V158H134ZM141 156H138L139 158H138V160L137 161H139V160H142V159H144V158H142ZM180 156V155H179ZM178 156V157H179ZM183 156V155H182ZM20 157H22V158H20ZM87 157H88V155H87ZM98 157H99V161H102V162H105L106 164L108 163V162H110V161H112L111 160V158L110 157H107V156H105V153H104V155L102 154V155H100V154H98ZM124 157H123V159H124ZM142 159H141V158ZM181 157V156H180ZM31 158V157H30ZM117 158V160H118V157H116ZM115 158V159H116ZM149 158H151V157H149ZM4 159V160H3ZM26 159V158H25ZM44 159V158H43ZM52 159V158H51ZM55 159V158H54ZM58 159V158H57ZM56 159V160H57ZM98 159V158H97ZM115 159H114V161H115ZM119 159H120V157H119ZM126 159H127V157H126ZM126 159H124V160H126ZM129 160L131 159V158H128ZM136 159V158H135ZM146 159V158H145ZM156 159V158H155ZM31 160V159H30ZM49 160H50V155H49ZM53 160V159H52ZM70 160V159H69ZM69 160H68V163H69ZM73 160V159H72ZM75 160V159H74ZM74 160H73V162H74ZM134 160V159H133ZM148 160V159H147ZM161 160V161H162ZM181 160V159H180ZM24 161V160H23ZM27 161V160H26ZM40 161V160H39ZM43 161V160H42ZM45 161V160H44ZM43 161V162H44ZM114 161H112L113 162V165L114 164H116V161H115V163H114ZM127 161V160H126ZM132 161V160H131ZM151 161V160H150ZM155 161V160H154ZM183 161V160H182ZM182 161H180L181 163H182ZM34 162V161H33ZM46 162H48V161H46ZM45 162V163H46ZM51 162V161H50ZM54 162H56V161H54ZM60 162V161H59ZM59 162H58V165H59ZM66 162V161H65ZM101 162V163H102ZM120 162H121V160H120ZM125 162V161H124ZM124 162H122L123 164H124ZM129 161H127L126 163H128ZM133 162V161H132ZM132 162H131V164H132ZM140 162V161H139ZM23 163H25V162H23ZM22 163V164H23ZM40 163V162H39ZM104 163V164H105ZM135 163V165H137L136 164V162H134ZM141 163V162H140ZM139 163V165H141ZM145 163L147 164V167L148 166H150L148 163H147V161H145ZM156 163H157V161H156ZM165 163V162H164ZM6 164V163H5ZM103 164V165H104ZM110 164H111V162H110ZM118 164V163H117ZM121 164V163H120ZM151 164V163H150ZM155 164V163H154ZM182 164H184V163H182ZM8 165V166H9ZM49 165H51V164H49ZM55 165V164H54ZM57 165V166H58ZM61 165V164H60ZM64 165H65V163H64ZM66 165L68 166V164L66 163ZM74 165H75V162H74ZM78 165V164H77ZM160 165L161 166H163L161 163H160ZM166 165H167V163H166ZM166 165H164V167L166 166ZM169 165V166H170ZM28 166V165H27ZM29 168H31V166L33 167V165H30L29 164ZM45 166H47V165H45ZM51 166H53V165H51ZM50 166V168H52ZM71 166H73V165H71ZM119 166V165H118ZM145 166V165H144ZM154 166V165H153ZM156 166V165H155ZM154 166V167H155ZM21 167H22V169H21ZM54 167V166H53ZM56 167V166H55ZM54 167V168H55ZM64 167V166H63ZM63 167H61V168H63ZM69 167V166H68ZM77 167V166H76ZM79 167V166H78ZM66 168L65 167V169L69 172V174L70 175H72V176H74L75 178H77V180H81L82 182L83 181H85V182H90V183H100V184H105V181H106V178L103 180V178L101 177V178H99L98 176L100 175H98V176H96L95 174V176L94 175H89V174H86V172H85V170H84V172L82 171V169L80 170V168ZM115 167V166H114ZM128 167L130 168V166L128 165ZM132 167V166H131ZM136 167V166H135ZM140 167V166H139ZM143 167V166H142ZM153 167V168H154ZM156 167H158V166H156ZM155 167V168H156ZM123 168V167H122ZM141 168V167H140ZM145 168V167H144ZM149 168V167H148ZM151 168V167H150ZM149 168V169H150ZM161 168V167H160ZM160 168H158L159 170H160ZM166 168H168V166L166 167ZM36 170H37V168H35ZM56 169V168H55ZM117 169V168H116ZM125 169V168H124ZM127 169V168H126ZM131 169V168H130ZM134 169V168H133ZM132 169V170H133ZM136 169H138L139 170V168H136ZM148 169V170H149ZM164 169V168H163ZM163 169H161L162 171H163ZM33 170V169H32ZM118 170V169H117ZM153 170H155V169H153ZM159 170H157V171H159ZM160 170V171H161ZM165 170H167V169H165ZM26 171V170H25ZM25 171H23L24 173H26ZM63 171V170H62ZM121 171V170H120ZM130 172H131V170H129ZM141 171V170H140ZM159 171V172H160ZM38 172V171H37ZM41 172V171H40ZM122 172H123V170H122ZM133 172V171H132ZM135 172H137V171H135ZM139 172V171H138ZM147 172V171H146ZM151 172H152V170H151ZM159 172H158V174H159ZM13 173H15V172H13ZM12 173V174H13ZM19 173V172H18ZM21 173V172H20ZM30 173V172H29ZM33 173V172H32ZM42 173V172H41ZM67 173V172H66ZM180 173H181V177H182V173H184V174H186L187 176H185L184 175V180L183 179H181L180 178ZM15 174H17V173H15ZM35 174V173H34ZM156 174V173H155ZM157 174V175H158ZM162 174H163V172H162ZM162 174H160V175H162ZM18 175H21V174H18ZM29 175V174H28ZM28 175H23V176H26V178L25 179H31V177H29ZM39 175V174H38ZM166 175H167V173H166ZM15 176H17V175H15ZM42 176H44V175H42ZM164 176H165V172H164ZM20 177V176H19ZM32 177H34V175H32ZM35 177H36V174H35ZM39 178H41L40 176H38ZM167 177H168V175H167ZM38 178V179H39ZM43 178V177H42ZM21 179V178H20ZM23 179V178H22ZM41 180H43L44 181V179H40V180H37L36 181V179H35V181L36 182H38V181H40V183H38V184H42V181ZM22 181V180H21ZM26 181V180H25ZM24 181V182H25ZM29 181V180H28ZM38 186H40V185H38ZM163 186H165L164 184H163ZM37 187V186H36ZM162 188H164V187H162ZM161 188V189H162ZM167 190H165V191H167ZM45 190H43V192H44ZM156 191V190H155ZM158 191H159V189H158ZM163 191V190H162ZM160 192V191H159ZM164 192V191H163ZM162 192V193H163ZM48 193V192H47ZM58 193V192H57ZM123 194V193H122ZM120 195V196H123L122 198L124 199H122L121 201H124L123 202V204L125 203H131V202H129L130 200L127 198V196H126V194H125V197H124V195ZM152 194V193H151ZM1 195V196H2ZM0 196V197H1ZM151 197V196H150ZM2 198V197H1ZM5 198V199H6ZM131 198V197H130ZM63 199V198H62ZM16 200H18V201H21V202H24L25 204H27V205H29V207L31 208L32 207V209H33V207H39V205L40 206H42L43 204H49V205H51V206H53L54 208H52V210L53 209H55L56 210V212H57V217L54 219L53 217H51V216H49V217H51V218H53V219H47L46 217H45V219L43 220V218L39 221L38 220V217L36 216V215H33V211L31 212V211H29V212H26L25 213V211L23 212L22 211V209L20 208V207H22V206H20L19 208H17L16 206H14V205H12V203L13 202H15ZM152 200V199H151ZM1 201V200H0ZM154 201V200H153ZM72 203H73V201H71ZM24 204V205H25ZM19 205V204H18ZM73 205H75V203L73 204ZM77 205V204H76ZM79 205V204H78ZM77 205V206H78ZM131 205V204H130ZM46 207V206H45ZM49 207V206H48ZM79 207H82V206H79ZM79 207L78 208H76L77 210L79 209ZM51 208V207H50ZM152 208H153V204H152ZM26 209V207L24 208V210ZM35 209H37V208H35ZM45 209H47V208H45ZM49 209V208H48ZM81 210V209H80ZM158 210H155L154 212H156V213H158ZM50 212H51V210H49ZM48 211V212H49ZM74 211V212H73ZM82 211L84 212V210H83V208H82ZM163 211V210H162ZM32 213V215H33V217L34 216H36L35 217V219L32 217V215L31 214H29V213ZM36 212V211H35ZM37 212H39V210H37ZM36 212V213H37ZM52 212H54V211H52ZM167 212H171V210H167ZM166 212V213H167ZM216 212H220L221 213V215L223 216V218H224V223H223V225L220 227V228H222L221 230H220V232H224V234H225V239H224V241H225V243L227 244V247H225V248H227L226 249V251H219L220 252V255L219 254H217L216 256H217V258H219V260H215L212 256L214 255V253H215V251H217V248H216V246H212L211 245V248H210V251L208 252V257H209V259L206 261H203L204 259H202V257H204L203 256V254H206L207 252H205V247L203 246V245H201V244H199L198 246H196V244L197 243H199L200 242V240H201V235L200 236H198L200 233L197 231V226L195 225V221H197V218H199L200 219V221L201 222H203L202 224H205V223H207L208 224V221L210 220V219H212V217L214 216V214L216 213ZM28 213V214H27ZM35 213V214H36ZM40 213V212H39ZM47 213V212H46ZM69 213H71L70 215H68ZM78 213V215H79V213H81V211H79V212H77ZM77 213H76V215H77ZM86 213V212H85ZM172 213V214H173ZM220 213H219V215H220ZM44 214V213H43ZM48 214V213H47ZM82 214V213H81ZM87 214V213H86ZM161 214V213H160ZM163 214H164V217L166 218L167 216H168V219L166 220L164 217H163ZM163 214H161L162 215V217L164 218L163 220H165L166 222L168 221V220H170L171 219V217L173 216H169L168 215V213L165 215V211H164V213ZM176 214H174V216L176 215ZM31 215V216H30ZM39 215V214H38ZM41 215V214H40ZM50 215V214H49ZM77 215V216H78ZM87 215H89V214H87ZM44 216V215H43ZM48 216V215H47ZM56 216V215H55ZM54 216V217H55ZM69 216L71 217V219L69 218ZM76 216V218H78ZM84 216V215H83ZM82 216V217H83ZM158 216H159V218H158ZM173 216V217H174ZM177 216V215H176ZM75 217V216H74ZM84 217H86V216H84ZM170 217V218H169ZM172 217V218H173ZM15 218H23L25 221H26V223H25V221H24V223H23V221H22V219L20 220L19 219V221H17ZM89 218V217H88ZM157 218H158V220H157ZM174 218H177V217H174ZM181 218V217H180ZM13 219H15L14 221H15V223L13 222ZM75 219V218H74ZM91 219H93V218H91ZM162 219V218H161ZM77 220V219H76ZM83 220H85L84 218H83ZM95 220V219H94ZM172 220V219H171ZM177 220V219H176ZM79 222H80V220H78ZM78 221L76 222L77 224H78ZM88 221V220H87ZM96 221V220H95ZM165 221L164 222H162L163 224H165ZM175 221V220H174ZM222 221V220H221ZM17 222H19L18 223V225H17ZM22 222V224H20ZM84 222V221H83ZM82 221H81V223H83ZM86 222V221H85ZM84 222V223H85ZM89 222V221H88ZM94 222V221H93ZM170 222V221H169ZM211 222V221H210ZM217 222V221H216ZM94 223H96V222H94ZM154 223V224H155ZM194 223V224H193ZM198 223H200L199 222V220H198ZM197 223V224H198ZM215 223V222H214ZM90 224V223H89ZM97 224H99L98 222H97ZM158 224H159V226H158ZM168 224V223H167ZM213 224V223H212ZM100 225V224H99ZM199 225H201V223L199 224ZM221 225V224H220ZM167 226V225H166ZM196 226V227H195ZM202 226V225H201ZM84 227H86V226H84ZM174 227V226H173ZM199 227V226H198ZM205 227V226H204ZM219 227V226H218ZM42 228L44 229L43 231H41L40 232V229L42 230ZM81 228V229H80ZM88 228H90V227H88ZM95 228V227H94ZM153 228V227H152ZM166 228V227H165ZM176 228V227H175ZM174 228V229H175ZM203 227H201V229H202ZM39 230V231H36V230ZM45 229H46V231H45ZM47 229H48V231H47ZM97 229V228H96ZM135 229V228H134ZM139 229V228H138ZM169 229V228H168ZM93 230V229H92ZM46 232V233H42V232ZM97 231V230H96ZM105 231V230H104ZM104 231H102V232H104ZM132 231V230H131ZM137 231V230H136ZM135 231V232H136ZM151 231V230H150ZM218 231V230H217ZM60 233H61V231H59ZM63 232H64V230H63ZM63 232H62V234H63ZM86 232H88V231H86ZM85 232V233H86ZM95 232V231H94ZM132 232H134V230L132 231ZM138 232V231H137ZM203 232V231H202ZM65 234V236H66V232H64ZM69 233H68V235H69ZM92 233V232H91ZM90 233V234H91ZM99 233V232H98ZM109 233V232H108ZM128 233V232H127ZM129 233H130V230H129ZM139 233H140V231H139ZM142 233H143V231H142ZM151 233H153L152 231H151ZM199 233V234H198ZM46 234V235H45ZM51 234H53V233H51ZM61 234V235H62ZM88 234H89V232H88ZM144 234V233H143ZM163 234H165V232H163ZM177 234V233H176ZM209 234V233H208ZM60 235V234H59ZM104 236H105V234H103ZM103 235L102 236H98V237H103ZM109 235V234H108ZM113 235V234H112ZM111 235V236H112ZM148 235H151V234H148ZM161 235H162V233H161ZM54 237L56 236L55 234L53 235ZM52 236V237H53ZM70 236V235H69ZM72 236V235H71ZM83 236H84V234H83ZM87 236V235H86ZM85 236V237H86ZM89 236V235H88ZM97 236V235H96ZM107 236V235H106ZM116 236V235H115ZM120 236V235H119ZM135 236V235H134ZM137 236H139V235H137ZM144 236H147V235H144ZM143 236V237H144ZM152 236V235H151ZM202 236H207L206 235V233H204L203 232V234H202ZM73 238H74V236H72ZM98 237H96V238H98ZM108 237V239L110 238L109 236H107ZM107 237H105V239L107 238ZM124 237V236H123ZM142 236H141V238H143ZM148 237H150V236H148ZM210 237L212 238V235H210ZM59 238V237H58ZM58 238H56V239H58ZM62 238V237H61ZM63 238H64V236H63ZM66 238V237H65ZM78 238V237H77ZM82 238V237H81ZM95 238V239H96ZM135 238V237H134ZM137 238V237H136ZM135 238V239H136ZM152 239H153V236L151 237ZM151 238H150V240H151ZM209 238V236H207V239ZM211 238H210V241H211ZM85 239V238H84ZM89 239V238H88ZM103 239H104V237H103ZM102 238L101 239H98V241L99 240H103ZM104 239V242H102V244L103 243H105L106 242V240H108V239H106L105 240ZM134 239V240H135ZM146 239V238H145ZM145 239H144V241H145ZM148 239V238H147ZM200 239V240H199ZM53 240H55V239H53ZM53 240H51L52 242H53ZM62 240V239H61ZM60 240V241H61ZM70 240H71V238H70ZM131 240H133V239H131ZM142 240V239H141ZM149 240V239H148ZM147 240V241H148ZM171 240H172V236H171ZM177 240V239H176ZM181 240V241H182ZM203 240H205V241H207L206 240V238L205 239H203ZM77 242H72V243H70V242H67V248L68 249H70V250H74V251H76L75 250V248L77 249V247H78V245L79 244H77V243H80V242H78V240H76ZM80 241H81V239H80ZM87 241V240H86ZM110 241V240H109ZM136 241H140V239H136L135 240V242ZM152 241V240H151ZM151 241H148L149 243H147V242H143V240L141 241V245H146V244H151L150 242ZM161 241V242H160ZM217 241H219V240H217ZM12 242V243H11ZM44 242V243H43ZM55 242H58V240L57 241H55ZM55 242H54V244H55ZM61 242H64V243H66L65 242V240H63V241H61ZM124 242V243H123ZM209 242V241H208ZM14 243H18L20 246L22 245V247H21V249H23V250H21V249H18V248H15L14 247V249L12 250L11 248H13V247H9V246H14L15 244ZM46 243H48V242H46ZM48 243V244H49ZM85 243V242H84ZM83 243V244H84ZM108 243H110V242H108ZM139 243V242H138ZM143 243H145V244H143ZM180 243V242H179ZM206 243V242H205ZM52 244V243H51ZM53 244V245H54ZM88 244V243H87ZM91 244V243H90ZM97 244V243H96ZM98 244H100V243H98ZM97 244V245H98ZM155 244V245H154ZM169 244H171L172 245V249H173V247H174V250H175V252L174 253H171V252H164V251H166V249L168 248V246H170ZM17 245V244H16ZM34 245H36V248H35V246ZM56 245V244H55ZM61 246H63L62 244H60ZM85 245H86V243H85ZM85 245H84V247H85ZM96 245V246H97ZM104 245V244H103ZM107 245V244H106ZM106 245H104V246H106ZM111 245H109L110 246V248L112 247ZM219 245V244H218ZM217 245V246H218ZM221 245H223V244H221ZM220 245V246H221ZM40 246V247H39ZM57 246V245H56ZM58 246H59V244H58ZM57 246V247H58ZM108 246V245H107ZM113 246V247H114ZM147 246V247H148ZM39 247V248H38ZM43 247V246H42ZM136 247H134L133 249H135ZM192 247V248H191ZM219 247V246H218ZM223 247V246H222ZM65 248V247H64ZM66 248V249H67ZM82 248V247H81ZM81 248L79 249V250H81ZM125 248V249H124ZM224 248V247H223ZM78 250V251H79ZM107 250H109L108 249V247H107ZM114 250V251H113ZM136 250V249H135ZM146 250V249H145ZM153 250V251H152ZM168 250H170V249H168ZM207 250V249H206ZM224 250V249H223ZM77 251V253H79ZM155 251V252H154ZM171 251V250H170ZM151 252V253H150ZM203 252H205V253H203ZM37 253V254H38ZM38 254V255H39ZM80 254V253H79ZM74 256H76V255H74ZM3 257V256H2ZM178 257V258H179ZM211 257V258H210ZM36 258V257H35ZM178 258H177V260H178ZM171 259V260H170ZM105 260H107V259H105ZM125 260V261H124ZM170 260V261H169ZM3 261V262H2ZM46 261V262H47ZM175 261V263H176V259L174 260ZM42 262V261H41ZM82 262V263H83ZM38 263V262H37ZM63 263V262H62ZM67 263V262H66ZM65 263V264H66ZM170 263H172V262H170ZM39 264V263H38ZM43 264V263H42ZM45 264V263H44ZM61 264V263H60ZM68 264H70V263H68ZM77 264H78V262H77ZM81 264V263H80ZM169 264V263H168ZM178 264V263H177Z\"/></svg>", "mask_w": 264, "mask_h": 264}, {"label": "rangeland", "instance_id": "2", "mask_svg": "<svg viewBox=\"0 0 264 264\" xmlns=\"http://www.w3.org/2000/svg\"><path fill=\"white\" fill-rule=\"evenodd\" d=\"M7 0H5V2H6ZM11 0H8L6 3H9V7L7 6V5H5V6H3V8L1 7L0 9V11L2 12V13H0V26H2V27H0V51H4V50H6V52L8 51L9 53H10V51H11V53L14 51V45H12V41L13 40H11V39H7V38H2L4 35V33L6 34L7 32L8 33H15V31H16V33H17V31H18V33H17V35H20V34H22V35H20V37L22 36V37H24V36H28V35H34V36H38V37H35V38H37V39H39V40H37V42L39 41H41V42H43V43H45V44H47L48 42V39L50 38V37H53L55 34H59V33H55L54 35H52V36H49V35H51V34H49V33H47V32H45L44 33V31H42L43 33H41V31L40 32H38V34L35 32V33H31L30 34V32L28 33H26V32H24L23 33V31L21 30L20 31V29H18L17 27H15L16 28V30H15V28L13 27V26H11L10 28H9V26L10 25H12L13 23L12 22H14L17 18V14H15L14 13V15H13V13L12 14H10L12 11L13 12H15V10H16V12H18V10H22V8H20V6L18 5H13V3L11 4V2H10ZM71 1H73V0H58V2H60L61 4H63V5H67V7H74L75 5H73V4H71L70 2ZM116 1V0H115ZM205 1H207V0H205ZM214 1V2H213ZM251 1L252 0H212V2H211V0H208V2L210 3H215L214 5H215V7H218V8H225L226 10L225 11H232L231 13L233 14V12H238V13H234L233 15L234 16H236L237 15V17L239 16L240 17V15L243 17V15L244 16H246L245 18H248L249 19V21L247 20V19H245V20H247V21H245L244 20V18L242 19V17H241V19H242V22L244 21V23L246 22L247 23V28L249 27V25H251V21H252V17L251 16H253V9L255 8V7H258V6H260V4H258V6H255L254 8H253V5L254 4H256V3H254L253 5L252 4H250L249 5V3H251ZM119 1L117 0L115 3H118ZM247 2H249L248 4H246ZM66 3V4H65ZM68 3V4H67ZM239 3V4H238ZM10 4H11V6H10ZM119 5H121L122 4V2H119L118 3ZM216 4H219V5H217L216 6ZM243 5V6H242ZM248 5V6H247ZM41 6H43V5H41ZM40 6V7H41ZM188 6V5H187ZM249 6H251L252 8H250ZM5 7V8H4ZM7 7H8V9H7ZM45 7V6H44ZM44 7H41L40 9L42 10L41 12H40V9H39V7L37 8L38 9V11L37 10H34V12L32 13V11H30V13L29 14H32V17L31 18H36V19H38V21H40L39 20V18L40 19H44V14L46 15V16H48L46 13H47V10H46V7L44 8ZM179 7V6H178ZM229 7V8H228ZM14 10H13V9ZM18 8V9H17ZM185 7H182V6H180L179 7V9L177 10V7H176V9H174L173 8V10H171V12H173V13H171L170 11H168V12H170V13H166L165 14V12H164V10H160V12H159V14L156 12L155 14H157L155 17L154 16H152L153 17V19H151V17H148V19L150 20H148L149 22H145V20L143 19V18H146V20H147V17H145V16H148V13H147V11H144V10H142V12L141 13H143L144 15H142V16H139V15H136V14H134V16L136 15V17L138 16L139 18H142V19H140L139 20V18H138V20L139 21H143L144 20V23H146L147 25H145L144 24V26L143 27H146L145 29H144V31H143V33L142 34H144V32H145V35L146 36H144V35H142V36H138L139 38L138 39H136V40H139V42L138 43H140L141 44V46L143 47V46H145V48H147V46H149V47H151L150 46V43H152L151 45H152V47L151 48H153L154 47V51L155 50H157V51H155V57L157 58V60H159L160 58L162 59V58H164L163 60H159V61H157L156 60V58H155V62H153V64H155V66L156 67H154V69L152 68V66L150 65V67L151 68H149V65H147V64H151V63H144L145 64V66L146 67H148L149 68V70L151 69V71L152 72H150L149 70H147V68H145V66H144V64L142 65V66H144L143 67V70H147L148 72H150V73H146V74H149V75H147V76H145L144 78H141L143 75H141V77H139L138 78V75H139V70H137V71H139L137 74L138 75H134L133 76V78H135V79H133V82L135 83V82H138L139 81V83H135V84H142L141 86H143V84H144V82H146V84L147 83H149V82H147L148 80L150 81V83L153 85L152 87H154L157 91H160L159 89H161L162 88V90H163V92L165 93L166 92V94L168 95V94H170L169 96H168V99H169V97H171V98H174V100H181V98H183L184 96H185V90H187L186 89V87H184V86H187V85H185V84H187V83H184V81L183 80H185V79H183V78H181L182 77V73L184 72L185 74H188V79L187 80H185V81H189V83L191 82L192 83V85L193 86H195L196 84L200 87L201 85H199V83L200 82H202V83H206L207 81L208 82H214L215 81V79H212V81H211V79H210V81L209 80H207V79H209V78H207L206 79V75L204 74L205 72H204V70H203V68L206 66V64H212V62L214 63V61H215V63L217 62H222L223 61V58H224V61L222 62V64L223 63H225V60H227L225 57H227V58H229V56L230 55H227L226 56V54H225V56H224V54L222 53V52H220L219 50V52H217V51H213V50H211L210 51V49L209 48H211V49H213V46H211V44H210V47L208 48V46H206V45H209V44H207V43H205L206 45L205 46H202L203 45V43L204 42H206V40L205 41H203V40H201V41H203V43L202 42H198V41H195V40H191V38H189L188 39V37H186L185 35H183L184 34V32L180 29V27L178 26V24L179 23H177V22H180L181 21V16L183 15V19L182 20H184V17L186 18L185 20L188 22V21H190V24H192L193 22L194 23H196L195 25H197L198 23L197 22H200V21H202L203 19V21H206L207 20V22L209 21V23L208 24H210L208 27H210V29H208V30H210V33L212 32V33H215V34H217L216 32H218V29L217 28H219L220 26V30L221 31H219L218 33H219V36H221V39L223 38H225V37H222V35L223 34H225L226 33V36H228V35H237L236 34V32H238L240 29L242 30V25H240L241 27H240V29L239 28H237L238 26H239V24H234V21H235V19H234V21L233 22H231L230 23V21L228 22L226 19H224V20H220V19H222V18H220L219 16H216V17H211V16H208L207 14H206V12H204L203 14H206V15H203L202 14V12L203 11H199V10H194L193 8H195V7H193L192 8V6H188V8H192V10H188V9H184ZM231 8V9H230ZM5 9H7V10H5ZM9 9H11L10 11H9ZM43 9H45V11H46V13L44 12V10ZM198 9V8H197ZM230 9V10H229ZM233 9H234V11H233ZM249 9H251V10H249ZM3 10V11H2ZM238 10V11H237ZM163 11V12H162ZM177 13H176V12ZM199 13H198V12ZM252 11V12H251ZM4 12V13H3ZM6 12H7V14H6ZM8 12H9V15H8ZM37 12V13H36ZM39 12H40V14H39ZM146 12V13H145ZM182 12V13H181ZM240 12V13H239ZM250 12V13H249ZM41 13H43V14H41ZM1 14H3V16L1 15ZM56 14H59V13H56ZM60 14H63V13H60ZM147 14V15H146ZM167 14H170V17L167 15ZM175 15L176 14V16H177V14H179L177 17L176 16H171V15ZM190 14L192 15V16H194V17H192V16H190ZM239 14V15H238ZM250 14V15H249ZM40 17H39V16ZM92 14H90L89 15V20H90V18L93 16H91ZM132 15V14H131ZM197 15H199V16H197ZM210 15V14H209ZM10 17V18H8V17ZM63 16L66 18V16L63 14ZM63 16H60V18L62 17L63 19H59V18H57V17H59V15L57 16L56 15V18H57V20L59 19L60 21L62 20H65L64 22H65V26H63L64 25V22H62V26H61V24H58L57 22H55V20L56 19H52L51 18V21H52V23H53V25H54V27H56L57 28V26L59 25V26H61L62 27V29L64 30L65 29V31H67L66 29H67V25H68V22H67V20L68 19H65ZM133 16V15H132ZM163 16V17H162ZM196 16V17H195ZM214 16V15H213ZM2 17V18H1ZM4 17V18H3ZM7 17V18H6ZM39 17V18H38ZM74 17H77V16H74ZM136 17H133V19L132 18H129V20L131 19L132 21L134 20V19H137ZM200 17V18H199ZM204 17V18H203ZM208 17V18H207ZM217 17H219V18H217ZM6 18V19H5ZM14 18H15V20H14ZM46 18V17H45ZM112 18V17H111ZM167 18V19H166ZM180 18V19H179ZM192 18V19H191ZM199 19V20H197V19ZM13 21H12V20ZM35 19V20H36ZM47 19V18H46ZM46 19L45 20H41L42 21V23L44 22L45 24L47 23V21L49 22V25L51 24V22H50V19H49V17H48V19H47V21H46ZM91 19H93V18H91ZM196 19V20H195ZM217 19H218V21H217ZM251 19V20H250ZM5 20V21H4ZM7 20V21H6ZM54 20V21H53ZM56 20V21H57ZM87 20L86 22H83V24H82V26L84 27V25L85 24H87V26L85 25V27L83 28L84 30H86V32H84V34L86 33L87 35H90L89 33H87V30L90 32V33H92L93 34V32H94V36H95V34H97L96 36H99L100 38L101 37H103V36H101L102 35V33H103V31L106 29L107 30V28H109V27H105V28H102L103 26L102 25H99L100 27H98L96 24H93V20ZM137 20V21H138ZM179 20V21H178ZM192 20H193V22H192ZM230 20H231V18H230ZM9 21V22H8ZM20 21H22V20H20ZM40 21V22H41ZM91 21H93V22H91ZM136 20H135V22H137ZM203 21H202V23H203ZM221 21V22H220ZM7 22V23H6ZM23 22V21H22ZM89 22L91 23V24H89ZM134 22V21H133ZM192 22V23H191ZM206 22V23H207ZM211 22V23H210ZM227 22V23H226ZM9 23H11V24H9ZM26 23V21L24 22V24ZM28 23V22H27ZM85 23V24H84ZM205 23V25H207ZM222 23V24H221ZM233 23V24H232ZM237 23V22H236ZM243 23V24H244ZM3 24V25H2ZM6 26H5V25ZM9 24V25H8ZM29 24H30V21H29ZM58 24V25H57ZM89 24V25H88ZM93 24V25H92ZM214 25L215 27H216V29L214 28H212L213 26L212 25ZM216 24H217V26H216ZM226 24V25H225ZM228 24V25H227ZM231 24V25H230ZM48 25V24H47ZM56 25V26H55ZM194 25V24H193ZM234 25V26H233ZM246 25V24H245ZM4 26V27H3ZM97 28H96V27ZM102 26V27H101ZM149 27V29L151 28L152 29V31H150L149 29H148V27ZM153 26L155 27V28H153ZM212 26V27H211ZM226 28H225V27ZM229 26V27H228ZM233 26V27H232ZM53 27V26H52ZM65 27V28H64ZM207 26H206V30H207V28H208ZM222 27H224V28H222ZM92 28V29H91ZM115 27H110L109 29H111V31L114 33V35H116L115 34V32L117 33V35L120 33V30H119V28H117L118 30H113ZM211 28L213 29V31L211 30ZM228 28L230 29V31L228 30ZM234 28V29H233ZM235 28H237V30L235 31ZM5 29H7V30H5ZM101 29H104V30H101ZM116 29V28H115ZM156 29V30H155ZM222 29H223V31H222ZM12 30H13V32H12ZM68 30H69V28H68ZM96 30H99V31H96ZM102 32H101V31ZM147 30H149L150 32L149 33H147ZM214 30L216 31V32H214ZM232 30V31H231ZM240 30V31H241ZM4 31V32H3ZM7 31V32H6ZM65 31H62V33H64ZM93 31V32H92ZM108 31H110V30H107L106 32H108ZM110 31V36H109V38L111 37V34H113L112 32ZM115 31V32H114ZM119 31V32H118ZM122 31V30H121ZM225 31V32H224ZM155 32V33H154ZM158 32V33H157ZM209 32V31H208ZM220 32H223V34L221 35L220 34ZM230 32V33H229ZM233 32V33H232ZM62 33H60L59 35H57V36H61L62 37ZM122 34H123V32H121ZM147 33V34H146ZM154 33L155 34V36H157L158 34L160 35V38H159V35L157 36V37H155L156 39H155V41H153V40H149L148 39V37L150 38L151 36H152V34ZM227 33H229L228 35H227ZM2 34V35H1ZM23 34H24V36H23ZM27 34V35H26ZM85 34V35H86ZM108 34H109V32H108ZM122 34L120 35V36H113L112 35V37L110 38L112 41L114 40V43H116V44H118L117 42L119 41V44L118 45H120V47L121 48H124V46H126L127 47V45H125V44H127V42H125L126 41V38L124 37V34H123V36H122ZM149 34L151 35V36H149ZM157 34V35H156ZM162 34V35H161ZM48 35V36H47ZM104 35V34H103ZM141 35V34H140ZM2 36V37H1ZM49 37V38H47V37ZM56 35L54 36V38H53V40L55 39V37H57ZM121 36H122V43H120L121 42ZM145 37V39H146V37H147V39L145 40L144 39V37ZM224 36V35H223ZM5 37V36H4ZM39 37H41V40H40V38ZM104 37H106L105 35H104ZM103 37V38H104ZM118 37H120V39L118 38ZM124 37V38H123ZM140 37H142L143 39L142 40H140ZM42 38H44V40L42 39ZM47 38V39H46ZM57 38H59L60 39V37H57ZM87 39H92V38H89L88 36L86 37ZM112 38H114V39H112ZM117 38H118V40H117ZM164 38H166V41L168 42V44H169V46H168V44L166 43V41H165V39ZM62 39H64V42L65 41H68V39H65V38H62ZM70 39V38H69ZM71 39H73V38H71ZM70 39V40H71ZM115 39H116V41L117 42H115ZM158 39V40H157ZM222 39V40H223ZM5 40V41H4ZM53 41L51 38L49 39V41ZM94 40L95 39H92V40H90V42H91V44H89L90 46H93V48L94 49H99V47H100V44H99V46H97L98 45V42H96V40H95V42H94ZM164 40V41H163ZM191 40V41H190ZM7 41V42H6ZM55 42V44L57 45V44H59L60 42H62L61 40H60V42L58 41V40H54ZM58 41V42H57ZM145 41V42H144ZM147 41V42H146ZM9 42H11L10 44H9ZM38 42V44H40ZM69 42V41H68ZM124 42V43H123ZM160 42H162V44H161V46H160V44L159 43ZM164 42H165V44H164ZM195 42V43H194ZM4 43V44H3ZM43 43H41L40 44V46H43L44 44ZM50 43H53V42H50ZM54 43H53V45H54ZM67 43V42H66ZM95 43H97V45H95ZM157 43V44H156ZM201 43V44H200ZM7 44V45H6ZM43 44V45H42ZM197 44H199L198 46H197ZM8 45H11V46H13V47H11V46H8ZM71 45V44H70ZM95 45V46H94ZM154 45V46H153ZM155 45H159L158 47L157 46H155ZM163 45V46H162ZM201 45V46H200ZM3 46V47H2ZM5 46H7L5 49H4V47ZM55 46V45H54ZM72 47L70 48L69 47V49H68V51L71 49H74L73 47V45H71ZM164 46H167V49H166V47H165V49H164ZM2 47V48H1ZM11 47V49H9ZM125 47V48H126ZM161 47H162V49H161ZM205 47H206V49H205ZM76 48V47H75ZM145 48H142V49H144L145 50ZM151 48H149V49H151ZM157 48H159V50L157 49ZM169 48V49H168ZM4 49V50H3ZM8 49V50H7ZM59 49V48H58ZM58 49H55V50H57V51H55L54 49H53V56H54V54H58V55H55L54 57H55V59L56 58H58L60 55H62L61 53H63L60 49L58 50ZM148 49V48H147ZM146 49V51L144 52L145 54L147 53V51L149 50H147ZM243 49H247L246 47H245V45H244V47H243ZM75 50V49H74ZM77 50H78V53L80 52L81 53V51L78 49V48H76V51H69V52H71L72 54H73V52H76L77 53ZM160 50H162V51H160ZM165 50V51H164ZM168 52H167V51ZM170 50V51H169ZM173 50V51H172ZM54 51L56 52V53H54ZM59 51V52H58ZM61 51V52H60ZM209 51V52H208ZM244 51V53H245V51H246V53H249L248 52V49L247 50H243ZM139 52L141 53V54H139ZM137 54H139V56L140 55H143V53L141 52V51H139ZM159 52V53H158ZM163 53V52H165V53H163V54H161V53ZM171 52V53H170ZM174 52V53H173ZM46 53V52H45ZM77 53V54H78ZM157 53V54H156ZM173 53V54H172ZM208 53V55L211 57H209L208 55H206ZM209 53H212V54H209ZM40 54H41V56H40ZM47 54V53H46ZM167 54L169 55V56H167ZM213 54H214V56H213ZM215 54H220V56L218 55H215ZM37 55H39V56H37ZM37 55H35V56H31V57H29V58H26L27 60H29L30 58H35L34 59V61H33V59H30L28 62H27V60H26V62L29 64V66L28 67H30L31 66V72L33 71V73H31V74H33V75H31L32 76V78H34L36 75L35 74H38L37 76H40L39 75V73L41 72H45L46 73V70H44V69H42V66L43 65H45V63H48L49 64V57L50 56H46L45 54H43V53H39V54H37ZM44 57H43V56ZM48 55V54H47ZM76 55V54H75ZM164 55V56H163ZM172 57H175V58H172ZM174 55V56H173ZM176 55V56H175ZM182 57H181V56ZM203 55H205V57H207V58H204V56ZM246 55V54H245ZM248 55V54H247ZM246 55V56H247ZM250 55H252V53H250ZM250 55H249V57H250ZM52 56V57H53ZM64 56V53H63V55H62V57ZM139 56H137V57H139ZM162 56V57H161ZM165 56H166V58L168 59V61L165 59ZM200 56V57H199ZM13 57H15V56H12V57H10V59H5V60H7V61H3L4 60V58L2 57V56H0V60H2V61H0L1 63L2 62H5L4 64H3V66H2V64L0 63V71L4 68V70H2L1 72H3L4 71V73H1L0 72V77H1V79H0V95H1V97H0V101H4V103L6 102V101H9V102H6L5 104H7L9 107L11 106V109L13 110V111H15L16 110V113L18 114L17 115V118H15L14 120H4L5 119V117H4V115H3V113L1 114V111H0V134L1 135H3V137L0 135V149H2V151L0 150V158H1V160H2V157L1 156H3L4 154V157H7V156H9V155H14V156H16V155H22L24 152L26 153L27 151H29V149H31L30 151H29V154H30V152H33V153H35L36 151V153H39L38 155L39 156H41V155H46L47 154V160H46V158H45V156L44 157H42V159L41 158H38V159H36V158H34V157H32V156H29V155H22V156H24L23 158L22 157H20V158H22L21 159V161H20V163H21V166L23 165V167L25 168V170H18V172H17V170H13L12 171V168H10L12 165H9L10 164V162H8L7 163V160H4V168H6V166H7V170L8 169H10L11 170V175H13V177L15 178H17L20 182H22V183H24V184H27V183H29L30 181V183H32L31 185H35L36 184V186H33V189H41L40 191H41V193H39L40 191L39 190H37L36 189V193H39V194H44V195H50V196H53V197H56L55 195H57V197L59 196V195H61V196H59L60 198H61V200H64L65 198V200L66 201H68V199H69V201H70V204H71V206L73 207V206H75L74 207V209H75V211L76 212H74V213H72V214H74V215H70L71 213H69L68 215H70L73 219L72 220H74V222H75V227H77L78 225L82 228V229H84L85 230V232L86 231H88L89 232V234H88V232H83V234H84V236H83V234L81 235V236H77L76 237V235H73L71 232L69 233L68 232V230H66L65 228H62L63 230H64V232H66V236L64 235L65 233L63 232V230H58V232H57V230H55V232L53 231V230H49L48 231V229H47V231H48V234L51 232V233H53V234H51L50 233V235H47V236H53L54 234L56 235L55 237L53 236H51L50 237V239L51 240H53V239H55V240H53V242L50 240V243H49V241H46V242H48V243H44L45 244V246L44 245H42L41 246V248H47L48 246H51V247H48V248H55V249H58V250H60V249H62V250H60V251H68V252H70L72 255H73V253H74V255H76V256H74L73 255V259L71 260V261H68V260H63V258L61 257L62 255L60 254V253H58V254H56V256L55 257H53V258H51L50 260H52V261H56L57 260V262L60 264H65L66 262V264H68V263H70V264H77V262H78V264H85L84 262H83V260H84V258L82 257H78V255L80 256L81 255V253H83L84 251H85V253L86 252H88L87 251V249H86V247L87 246H89V245H94L95 247H99L100 248V246H101V248L102 249H105V251L107 252V253H109V254H111V252H112V248L114 249L115 248V246H117L116 244H118V248H121V247H123V244H120V243H117V241L119 242L120 240L121 241H124L125 240V238H127L130 234V236L131 237H128L127 239H126V241H124L123 243H124V247H126V246H128V245H126L125 246V244H127L126 242H128V244L130 243L129 241H127L128 239H133V240H131L130 239V241H134L133 243L135 244H139V246H137V247H146V248H143V249H141V248H137L134 244H132V243H130V246L129 247H131V244H132V247H133V245H134V247H136L135 249H131L132 251H139L138 249H141V251L143 252L144 251V253L146 252L147 254H149L148 252L149 251H151L150 249H151V247H152V243L154 242H157L156 241V239H157V237H154V236H156L155 234H158L157 232L155 233V226L154 225H156V223L158 222V221H155V217H157V215H160L161 217L159 218V216H158V218L160 219V221L162 220V222H164L165 220H163L165 217H164V211H165V215L168 213V215L169 216H174V214H176L175 212L173 213V210L172 209H168V207L165 209H162L161 211H160V213L161 214H163V217H162V215L159 213V210L158 209H155V198H153V197H155V195L157 194L156 192H158V194L159 193H161V194H163V195H161V196H164V198H165V195L164 194H166L167 192H169V190H167V189H169V187L170 186H168V185H170V180H171V163H170V161L168 160V162H167V160H162V159H160V162L157 160V157H152L153 156V154H149L148 152L150 151V150H155V149H152V146L154 147V148H157L158 147V145H160V147L161 148H163V146H165V149H169V148H166V146L167 147H169L170 146V144H172V132H173V130H172V128L169 126V125H167V124H169L168 123V121H166V120H162L161 121V119L162 118H160V116L161 115H158V118L157 117H155V116H152L150 113V110H148L147 111V109H144L143 110V108L141 109V108H139L137 111H134V113H132L133 111H130V112H128V113H124V111L125 110H123L122 108H124V109H126V107H127V109L128 110H134V108H132V107H130L131 105H130V102H134V99H132L131 97H129V99L127 100V98H126V100L128 101H126V100H122V102L120 101H116V99L118 100V97H117V95L119 94V95H121L122 93L121 92H123L124 90H125V86H119V89L117 88L118 86H117V84H116V89H117V91H115L116 89H113V91L111 90V87H112V84H114L115 83V78L117 79L118 77H115V73H116V71L113 69V65L111 66V65H109V67H108V65H106V67H105V70L103 71L104 72V74H105V72H106V74H110L111 72H113V75H114V77L112 76V78H111V80H113L114 81V83H112L113 81H111V82H109L108 84L111 86L110 88H108V87H105V86H102V85H99V84H97V83H94L93 81H91L92 82V84L90 83V81L88 80V79H86L85 77H86V75L88 76L89 74H91V73H83L84 75H82V73H80L81 75H79L81 78H82V76H83V78H85V79H81V78H79V76H78V73H73V71H71V70H68V68H66L65 66H67V64H68V66H70V65H72L73 63H71V62H67V60L66 59H64V58H62V57H60V58H58V59H62V61L63 62H66L65 63V65L64 66H62V69L61 68H58L57 70H55V72L56 71H58V73L59 74H61V71L63 72L62 73V75L61 76H63V77H66V78H68L69 80H71L70 78H72V76H74L75 77V75L79 78H77L79 81H75L76 79H73L72 78V80H74L75 81V83H78L77 85L78 86H80V87H78L77 85H75L74 83H72L71 82V85H70V88L69 87H66L67 89L69 88L70 89V91L72 90V92H73V95L71 94V93H69V89L67 90L68 91V93L70 94V95H72V98L71 99H67L68 101L66 102V99H65V103H64V105H62V104H60V103H58L60 106H58V104L56 103V105H55V103H54V101L53 102H51L52 100L50 99V97H51V93H53L54 91H52V89L53 88H50V90H49V88L47 87V88H45L46 86H44L43 84V87L44 88H42V85H40L42 82H43V80H42V77H40V79H39V81L41 82V83H39V85H38V89H36V88H30L31 90H29L27 93V95L29 96H26L25 98L26 99H21V100H19L18 98H17V96L14 98V96H12V98H9V100H6V99H4L5 97H2L3 95H5V93L3 94V92L5 91V92H7V90L11 87V85H13L14 83H17V81H18V83H22V82H24V80L27 78V76H24L23 78L21 77V76H23V74L22 75H20V77L19 76H15L16 77V79H19V80H14V82H9V80H8V78H6L7 76H8V73H7V70H8V68L6 67V65H10L11 66V62H12V64L13 65H15L16 67H17V65H19V67H21L20 65H22L20 62H19V60L15 57V59L13 60ZM159 57V58H158ZM177 57V58H176ZM216 57H218L217 59H216ZM3 58V59H2ZM42 60H41V59ZM171 58V60H169ZM198 58H199V60H198ZM202 58V59H201ZM208 58H210L211 60H209ZM215 58V59H214ZM220 58H222V59H220ZM37 59V60H36ZM46 59V60H45ZM98 58H96V60H97ZM178 60V62H179V64L180 63H182V65L180 64V65H178L179 67H183V69L184 70H182V68L180 69H178V68H176L175 66V64L172 62L173 60ZM197 59V60H196ZM213 59V60H212ZM41 62H40V61ZM50 60L51 61H53V59L50 57ZM66 60V61H65ZM166 60V61H165ZM180 60H183V61H181L180 62ZM195 60V61H194ZM11 61V62H10ZM15 61V62H14ZM19 63H18V62ZM31 61V62H30ZM40 63H39V62ZM47 61H49V62H47ZM98 61V60H97ZM161 61V62H160ZM197 61V62H196ZM203 61V62H202ZM211 63H210V62ZM14 62V63H13ZM36 62V63H35ZM45 62V63H44ZM157 62V63H156ZM165 63V65L167 66V67H164L165 65H163L164 63ZM167 62V63H166ZM177 62V63H178ZM191 62V63H190ZM193 62V63H192ZM204 62H206V63H204ZM209 62V63H208ZM8 63V64H7ZM31 63H32V65H31ZM44 63V64H43ZM159 63V64H158ZM162 63V64H161ZM198 63V64H197ZM6 64V65H5ZM27 64V65H28ZM43 64V65H42ZM47 64V65H48ZM152 64V65H153ZM170 64H173L174 65V67H175V69L173 68V65H170ZM201 64V65H200ZM205 64V66H202V65H204ZM226 65H228V63H227V61H226V63H225ZM12 65V66H13ZM34 65V66H33ZM42 65V66H41ZM46 65V66H47ZM161 65H162V67H161ZM170 65V66H169ZM184 65V66H183ZM191 65V66H190ZM194 65V66H193ZM154 66V65H153ZM198 66H202L201 68H199ZM228 66H230V65H228ZM3 67V68H2ZM5 67H6V69L7 70H5ZM37 67V68H36ZM41 67V68H40ZM64 67V68H63ZM112 67V68H111ZM158 67V68H157ZM190 67V68H189ZM191 67H195L194 69H192ZM198 67V68H197ZM227 69H228V67L227 66H225ZM231 67V66H230ZM230 67H229V69H230ZM32 68H33V70H32ZM36 68V69H35ZM111 68V70H108V69H110ZM141 68V67H140ZM139 68V66H138V68L137 69H140ZM145 68V69H144ZM160 68V69H159ZM167 68H168V70H167ZM206 68V67H205ZM232 68V67H231ZM30 69V68H29ZM39 69H40V71H39ZM64 69H67V70H64ZM156 69H158L157 71H158V73H157V71H155L154 72V70H156ZM186 69V70H185ZM189 69H192V70H189ZM199 69V70H198ZM225 69V68H224ZM226 69V70H227ZM229 69L226 71L225 70V72H227L228 73V71H229ZM234 69V68H233ZM237 69V67L235 68V70ZM113 70V71H112ZM140 70H142V68L140 69ZM142 70V71H143ZM161 70H162V72H161ZM163 70H165V73L163 74ZM175 70H177V71H174ZM178 70H180L181 72V74H179L178 75ZM196 70V71H195ZM203 72H202V71ZM232 70V69H231ZM234 70V71H235ZM5 71H6V73H5ZM48 71V70H47ZM51 71V70H50ZM50 71H48L46 74H47V76L49 75L48 73L50 72ZM64 71H67V72H72L73 73V75L71 74H69V73H67V74H65L66 72H64ZM167 71V72H166ZM170 71L172 72V73H170ZM187 71H190V72H187ZM199 71V72H198ZM201 71V72H200ZM206 71V70H205ZM233 71V70H232ZM231 71V72H232ZM233 71V72H234ZM237 71H238V69H237ZM103 72H101L102 74H103ZM143 72H145V71H143ZM154 72V73H153ZM161 72V73H160ZM178 72V73H177ZM196 74H195V73ZM199 74H198V73ZM230 72V71H229ZM40 73V74H41ZM43 73L41 74V76L43 75ZM58 73L56 72V74L54 73V75L55 76H59L58 75ZM100 72H99V74L100 75H102ZM136 73V72H135ZM155 73H157L158 75H159V77L161 78H159L158 77V75L156 74V76H152V74H155ZM170 75H168V74ZM176 74V75H174V74ZM194 73V74H193ZM237 73V72H236ZM5 74V75H4ZM45 74V75H46ZM50 74H53V72H50ZM64 74H65V76H64ZM69 74V75H68ZM112 74V73H111ZM117 74V73H116ZM163 74V75H162ZM184 74V76H186ZM191 74V75H190ZM202 74H204L203 76H202ZM234 74H235V72H234ZM29 75V74H28ZM35 75V76H34ZM66 75H68V77L66 76ZM151 75V76H150ZM162 75V76H161ZM166 75V76H165ZM168 75V76H167ZM30 76V75H29ZM28 76V77H29ZM31 76L29 77V79L31 78ZM61 76H59V77H61ZM71 76V77H70ZM85 76V77H84ZM90 76V75H89ZM140 76V75H139ZM165 76V77H164ZM172 76H173V78H172ZM236 76L237 77H239V74H236ZM242 76H243V78H242ZM3 77V78H2ZM9 77V76H8ZM14 77V78H15ZM43 77H44V75H43ZM70 77V78H69ZM146 77H148V78H146ZM150 77V78H149ZM153 77V78H152ZM167 77H168V79H167ZM171 77V78H170ZM177 77V78H176ZM181 79H179V78ZM244 77H245V75H242L241 74V76H240V78H238L239 79V82L243 79V81H244ZM20 78L22 79V80H20ZM31 78V79H32ZM114 78V79H113ZM165 80H164V79ZM175 78V79H174ZM246 78H247V76H246ZM28 78H27V80H29ZM37 79V80H38ZM152 79V80H151ZM154 79V80H153ZM159 79V80H158ZM170 79V80H169ZM176 79H178L177 81H176ZM183 79V80H182ZM237 79V80H238ZM5 80V81H4ZM8 80V81H7ZM27 80H26V82H27ZM71 80V81H72ZM83 80H85L84 82H81V81H83ZM119 80V78L117 79V81ZM147 80V81H146ZM160 80H162V81H160ZM169 81V83H171V81H172V83L171 84H169L168 83V81ZM214 80V81H213ZM246 80V79H245ZM121 81V80H120ZM140 81H142V82H140ZM154 81H156V82H153ZM163 81L164 82H166V83H163ZM204 81V82H203ZM219 81V80H218ZM89 82V83H88ZM159 82V84H157ZM176 84H175V83ZM180 82V83H179ZM184 84H183V83ZM215 82H217V81H215ZM242 82V81H241ZM4 83V84H3ZM8 83V84H7ZM17 83V84H18ZM20 83V84H21ZM84 83V84H83ZM116 83H118V82H116ZM168 83V84H167ZM182 83V84H181ZM201 83V84H202ZM222 83H228V82H222ZM6 84V85H5ZM19 84V85H20ZM82 84V85H81ZM95 84V85H94ZM97 84V85H96ZM150 84V85H151ZM169 85V87L167 86V85ZM180 84V85H179ZM3 87H2V86ZM18 85V86H19ZM121 85V84H120ZM139 85V86H140ZM145 85V84H144ZM166 87H165V86ZM172 85V86H171ZM178 85H179V87H178ZM196 85V86H197ZM206 85V84H205ZM72 86V87H71ZM74 86V87H73ZM76 86H77V88H76ZM100 86V87H99ZM115 86V85H114ZM175 86H176V88H175ZM197 86V87H198ZM101 87H103V89L101 88ZM120 87H122V89L120 88ZM151 87V88H152ZM157 87V88H156ZM178 87V88H177ZM1 88H2V90H1ZM4 88V89H3ZM7 88V89H6ZM40 88V89H39ZM45 89V90H42V89ZM73 88V89H72ZM106 88V89H105ZM154 88H152V89H154ZM174 88V89H173ZM97 89H100V90H97ZM122 91H121V90ZM124 89V90H123ZM155 89H154V91L152 92L153 94H155ZM178 89V90H177ZM32 90H33V92H32ZM36 90V91H35ZM47 90V91H46ZM48 90L51 92H48ZM54 90V89H53ZM75 90V91H74ZM105 90V91H104ZM107 90H108V92H107ZM162 90H161V92H162ZM167 90V91H166ZM172 90V91H171ZM177 90V91H176ZM40 91V92H39ZM42 91V92H41ZM44 91V92H43ZM111 91V92H110ZM121 91V92H120ZM175 91V92H174ZM182 91V93H180V92ZM37 92V93H36ZM49 93V96H47L48 95V93ZM167 92H169V93H167ZM173 92V95L171 94ZM41 93V94H40ZM55 93V92H54ZM212 94L211 95H215L214 93L215 92H211ZM45 94V95H44ZM112 94H113V96H112ZM116 94V95H115ZM180 94H182V95H180ZM40 95V96H39ZM76 95V96H75ZM175 95V96H174ZM73 96H75V97H73ZM116 96V97H115ZM182 96V97H181ZM134 97V96H133ZM17 98V99H16ZM32 100H31V99ZM44 98H46L45 100H44ZM50 99V101H49V99ZM82 98V99H81ZM86 98V99H85ZM89 98V99H88ZM111 98H112V100H111ZM114 98V99H113ZM130 98H131V100H130ZM135 98V97H134ZM137 98H139L140 99V97H137ZM137 98H135V101H137V102H134V103H138V104H142V102H141V100L139 101ZM170 98V99H171ZM176 98V99H175ZM178 98V99H177ZM14 99H16V100H14ZM42 100L41 102H40V100ZM84 99V100H83ZM88 99V100H87ZM110 99V100H109ZM12 100L14 101V102H12ZM26 100V101H25ZM87 100V101H86ZM113 100H115V101H113ZM158 99H156V102H155V108L156 109H158V111L160 110L159 108H160V105H161V100H160V103L157 101ZM171 100H173V99H171ZM18 101V102H17ZM34 102L35 103V105H36V103L37 104H40V105H37V106H35V105H31V104H26V102ZM37 101V102H36ZM39 101V102H38ZM47 101V102H46ZM73 101H76V103L78 104V106H77V104L76 103H74ZM78 101V102H77ZM92 101H94V102H92ZM99 101V102H98ZM100 101H102V102H100ZM104 101H107L108 103L107 104H105L104 103ZM111 101V102H110ZM21 102H23V104L21 103ZM29 102V103H30ZM43 102V103H42ZM46 102V103H45ZM83 102H85V103H83ZM89 102V103H88ZM110 102V103H109ZM112 102H114V103H112ZM117 102V103H116ZM120 103V105H119V103ZM125 102H126V104L128 105H130L129 107L128 106H126V104H125ZM132 102V103H133ZM157 102H158V105H157ZM162 102H164V101H162ZM182 102V101H181ZM17 103V104H16ZM21 103V104H20ZM81 103V104H80ZM99 103V104H98ZM104 104V105H110L111 104V106H112V108H111V106H109V107H106V106H104L103 107V105L102 104ZM124 103V104H123ZM131 103V104H132ZM20 104V105H19ZM26 104V105H25ZM45 104V105H44ZM48 104V105H47ZM49 104H50V106L51 105H53V106H49ZM83 104V105H82ZM94 104V105H93ZM137 104V105H138ZM160 104V105H159ZM185 104V103H184ZM21 105H23V106H21ZM81 105V106H80ZM89 105H91V108L89 107ZM114 105V106H113ZM122 105V106H121ZM133 105H136V104H133ZM19 106V107H18ZM28 106V107H27ZM33 106H34V108L35 109H32L33 111L34 110H40L41 109V112H42V110H43V112H45V110H46V114H48V113H51V114H55V116H58V115H56L57 113L59 114L60 113V115L61 114H65V113H67L68 115L69 114H71V116H74L77 120L79 119V118H82V116H84L83 114H85V113H88V114H86V115H89V116H97L98 114L100 115L101 113H98V112H102V115L103 116H105V113L104 112H106V118L107 117H110V118H107V120L108 121H106V119H105V124H107L108 126H110L111 128H109V127H104V126H102L103 125V123H101V125L100 124H97V125H95L94 127L95 128H93L92 126H90L89 127V125H87L86 123H84V122H80V121H75V122H65L64 124H66V125H62L63 127H64V130H63V127L62 126H60L61 128V130H59L60 132H58L57 134H56V132H54V131H52V127L51 126H48L47 124L45 125L44 123H42L41 122V124L39 123V121L40 120H38L37 119V117L34 115L35 114V111L33 112L30 108H33ZM41 106V107H40ZM49 106V107H48ZM86 106V107H85ZM87 106L89 107L88 108V110H87ZM95 106V108H93ZM98 106V107H97ZM116 106V107H115ZM125 106V107H124ZM240 104H239V102L238 101H236V100H230V101H225V102H223V104L220 106V110L222 109L223 111L224 110H227V111H237L238 109H240ZM13 107H14V109H13ZM44 107V108H43ZM46 107V108H45ZM53 107H55V108H57V109H59L60 111H62V113L58 110H56L55 108L53 109ZM73 107H75V108H73ZM85 108L86 110H84V111H82V109L83 108ZM100 107H102V108H100ZM106 107V108H105ZM117 107H119L120 109H122V110H119V108H117ZM158 107V108H157ZM39 108V109H38ZM81 110H80V109ZM93 108V109H92ZM104 108V109H103ZM108 108V109H107ZM131 108V109H130ZM17 109H19V110H17ZM72 109H74V110H72ZM92 109V112L91 111H89V110H91ZM103 111H102V110ZM116 109H118V110H116ZM141 109V110H140ZM56 110V111H55ZM80 110V111H79ZM94 110V111H93ZM105 110V111H104ZM113 110H116L115 112H118V113H116V114H114L115 112L113 111ZM127 110V111H128ZM147 111L148 113H144V112H142V111ZM51 111V112H50ZM73 111V112H72ZM74 111H75V113H74ZM79 111V112H78ZM122 113H121V112ZM127 111H125V112H127ZM145 111V112H146ZM28 112V113H27ZM48 112V113H47ZM78 112V113H77ZM82 112V113H81ZM112 112V113H111ZM143 113V115H145V114H147L145 117H146V121H147V119H150V117H151V120L149 121H143L144 123L142 124H135V122L134 121H132L133 120V118L131 119V118H129V117H131L130 115L132 114V116L133 115H136V114H139L140 113V115H142V113ZM150 112V113H149ZM21 113L22 114H32L30 117V119H24V117L21 115ZM73 113V114H72ZM82 114V116H80L81 114ZM92 113V114H91ZM96 113V114H95ZM110 113V114H109ZM77 114H80V115H77ZM94 114V115H93ZM114 114V115H113ZM123 114V115H122ZM125 114V115H124ZM149 114H150V116H149ZM108 115H110V116H108ZM121 115V116H120ZM77 116V117H76ZM80 116V117H79ZM111 116H113V117H115V116H119V117H121V120H123L122 122L121 121H118L117 122V127H120V128H117L116 127V122L115 123H113V121H112V118L113 117H111ZM157 116V115H156ZM1 117H2V119H1ZM125 117H126V120H125ZM149 117V118H148ZM162 117V116H161ZM22 118L24 119V121H22ZM127 118H128V120H127ZM155 118H156V120H155ZM158 119H160V121H158ZM211 120L212 121H217V120H219L221 123L222 122H224L225 120L223 119V117L222 116H220L219 114H216V115H214V116H212L211 117ZM128 123H127V122ZM155 122V124L154 123H152V122ZM166 121V122H165ZM4 122V123H3ZM22 122V123H21ZM36 122H38V123H36ZM77 122V123H76ZM109 122V123H108ZM133 122V123H132ZM142 122V121H141ZM146 122V123H145ZM149 122H151V124L150 125H148L149 124ZM159 122H161V123H159ZM188 122V121H187ZM195 122H196V124H199V121H197V120H195ZM20 123V126H18V124ZM70 123H71V125H70ZM74 123V124H73ZM83 123V124H82ZM113 123V124H112ZM121 123V124H120ZM123 123V124H122ZM130 123V124H129ZM148 123V124H147ZM159 123V124H158ZM163 123V124H162ZM33 124H35V125H33ZM36 124H39V125H36ZM42 124H44L43 125V127L45 126V127H47L46 129H44V128H41L42 126ZM67 124H69L68 126H67ZM81 124H82V126H81ZM135 124V125H134ZM147 124V125H146ZM162 124V125H161ZM22 125V126H21ZM77 125V126H76ZM84 125V126H83ZM87 125V126H86ZM123 125V126H122ZM154 125V126H153ZM157 125V126H156ZM160 125V126H159ZM13 126V127H12ZM33 126V127H32ZM66 126V127H65ZM75 126V127H74ZM79 126V127H78ZM101 126H102V128H101ZM114 126V127H113ZM124 126L126 127V126H130L133 130H136V131H134V132H137V133H141V134H145L146 132V136H147V134H148V136H147V138H150L151 139V141H150V139H149V141H148V143L150 144H148V143H146V141H144L145 143H146V145L145 144H143L144 142H141L142 143V145H143V147H142V145H141V143H138V142H135L136 144H134V142H130L131 143V146L130 145H126L125 144V146H124V148H123V145L121 146V149H118L117 150V147L115 146V147H113V145H111V148L109 149V147H110V145H108V144H106V146H105V143L106 142H104L103 144H102V142L100 141V139L97 137V138H94L93 139V137L91 138V134L93 133L94 134V132H101V131H103V133H105V134H107L108 136H111V137H121V138H123L125 135V133H124ZM133 126V127H132ZM142 126V127H141ZM145 126H147V127H145ZM16 127V128H15ZM18 127H20V128H18ZM22 127V128H21ZM31 127H32V129H31ZM35 127V128H34ZM73 127V128H72ZM78 127V128H77ZM82 127V128H81ZM87 127V128H86ZM99 127V128H98ZM123 127V128H122ZM136 127V128H135ZM152 127L153 128H155V130H153L152 129ZM14 128V129H13ZM72 128V129H71ZM101 128V129H100ZM140 130H139V129ZM142 128V129H141ZM143 128H144V132L142 131L143 130ZM149 128H150V130H149ZM164 128V129H163ZM19 129V130H18ZM34 129H36V130H34ZM39 129H41V130H39ZM76 129V130H75ZM91 130L92 129V133H90L91 131H89L88 132V130ZM115 129V130H114ZM118 131H117V130ZM123 129V130H122ZM146 129H148V131H146ZM152 129V130H151ZM26 130V131H25ZM45 130V131H44ZM49 130V131H48ZM80 130V131H79ZM82 130V131H81ZM94 130H96V131H94ZM98 130V131H97ZM108 130V131H107ZM138 130V131H137ZM15 131V132H14ZM43 131H44V133H43ZM48 131V132H47ZM68 131H70V132H68ZM74 131V132H73ZM105 131V132H104ZM110 131V132H109ZM117 131V135H116V132ZM121 131V132H120ZM149 131H151V132H149ZM154 131V132H153ZM179 131H181V133L183 134V135H186L187 133H188V123H182L180 126H179ZM5 132V133H4ZM24 134H23V133ZM37 132H40V133H37ZM65 132V133H64ZM82 134H81V133ZM86 132H88L87 134L89 135V133H90V136H88V135H85L86 134ZM155 132H158L157 134L155 133ZM34 133H37V135L36 134H34ZM46 133V134H45ZM69 133V134H68ZM73 134V135H70V134ZM80 133V134H79ZM102 133V132H101ZM110 135H109V134ZM124 133V134H123ZM155 134V136H154V134ZM14 134H16V135H14ZM20 134V136H18ZM22 134V135H21ZM30 134V136H28L29 138H31L30 140H29V138L27 137L26 139L24 138V137H26L27 135H29ZM34 136H33V135ZM48 134V135H47ZM52 134V135H51ZM58 134H59V136H60V134H61V136L59 137L58 136ZM75 134H76V136H75ZM120 134V135H119ZM151 134V135H150ZM26 135V136H25ZM41 135H43V136H41ZM50 135V136H49ZM85 135V136H84ZM124 135V136H123ZM149 135H150V137H149ZM4 136H5V139H4ZM24 136V137H23ZM31 136H33L34 137V139H35V141H33L34 139H33V137H31ZM36 136V137H35ZM41 136V137H40ZM64 136V137H63ZM72 136H73V138H72ZM77 136H79L80 137V142H79V138H77ZM88 136V137H87ZM2 137V138H1ZM19 137H21V138H19ZM39 137V138H38ZM59 137V138H58ZM83 137V138H82ZM85 137H87V138H85ZM89 137L91 138V139H89ZM36 138H37V140H36ZM56 138V139H55ZM83 140H82V139ZM155 138V139H154ZM28 139V140H27ZM41 139V140H40ZM45 139V140H44ZM46 139H47V141H46ZM58 139H60L61 141H59ZM72 139V140H71ZM78 139V140H77ZM92 139H93V141H92ZM183 139H186V136L183 138ZM40 141V143H39V141ZM70 140V141H69ZM75 140H76V142H75ZM89 140V141H88ZM90 140H91V142H90ZM94 140H96V141H94ZM49 141H51V142H49ZM67 144V146H66V144L64 143V142ZM78 141V142H77ZM84 141V142H83ZM86 141H88V142H86ZM133 141V140H132ZM71 142V143H70ZM72 142H73V145H72ZM88 144V145H90V144H92V142H93V146H92V149H94L95 148V146H96V148H98L96 151H97V153L98 154H100V155H104V153H105V156H107V157H110L111 158V160L112 161H114V159L116 158V157H118V160H117V158L115 159V161H116V164H114L113 165V162L112 161H110L111 162V164H110V162H108L107 164L105 163V162H102V161H99L100 159H99V157H98V154L96 153H94V151L95 150H92L91 149V145L90 146H88L86 143ZM96 142H98V143H96ZM101 142V143H100ZM184 142V144L185 145H181L178 149H179V151H178V153H179V155L181 156H177V158L179 159V165H180V169H182V165L183 166H186L185 165V163L188 161L187 159H185V157L186 156H184V155H187V154H189V152H190V154H192V155H194L195 153L196 154H198V155H200L199 154V152L201 153L202 152V150H203V152L205 153V152H209L210 150H212V149H214L211 145H208V144H206V143H202V142H200L199 140H196L195 138H192V139H188L187 141H183ZM3 143H4V145H3ZM9 143V144H8ZM11 143V144H10ZM47 144V145H45V144ZM48 143H49V145H48ZM51 143V144H50ZM68 143H70V144H68ZM75 143V144H74ZM79 143H80V145H79ZM84 143V144H83ZM100 143V144H99ZM129 143V144H130ZM138 143V144H137ZM153 143H155V144H153ZM157 143V144H156ZM7 144V145H6ZM13 144V145H12ZM15 144V145H14ZM43 144V145H42ZM53 144H55V146H53ZM65 144V145H64ZM83 144V145H82ZM96 144V145H95ZM99 144V145H98ZM128 144V143H127ZM140 144V146L139 147H136V146H138ZM167 144V145H166ZM2 145V146H1ZM14 146V148L12 147V146ZM56 145H57V147H56ZM71 145V147H68V146H70ZM85 145H87V146H85ZM101 145V146H100ZM134 145V146H133ZM136 145V146H135ZM155 145V146H154ZM157 145V146H156ZM6 146V147H5ZM18 146V147H17ZM42 146H44V147H42ZM46 146V147H45ZM51 146V147H50ZM58 146H59V149H57L58 148ZM76 148H75V147ZM78 146V147H77ZM79 146H82V147H79ZM101 148H100V147ZM108 146V147H107ZM5 147V148H4ZM8 147H9V149H8ZM50 149H49V148ZM73 147H74V149H73ZM89 147V148H88ZM106 147H107V149H106ZM114 149H113V148ZM130 147V148H129ZM160 147H158V148H160ZM13 149V150H11V149ZM17 148H18V150H17ZM21 148H24V149H22L21 150ZM41 148V150H38V149H40ZM43 148V149H42ZM49 150H48V149ZM51 148H52V150H53V148H55L53 151H54V154H53V152L51 151ZM68 148H70V149H68ZM85 148V149H84ZM142 149V151H141V149ZM5 149V150H4ZM27 149V150H26ZM33 149H34V151H33ZM83 149V150H82ZM89 149H91L90 151H92L91 153H92V155H94V156H92L91 154H88V153H90V152H88L89 151ZM102 149H104L103 151H102ZM127 149V150H126ZM134 149V150H133ZM140 149V150H139ZM143 149H145L144 151L146 152V150H148V154L149 155H151V156H148L147 157V155L146 156H141L140 154L141 153H145L144 151H143ZM7 150V151H6ZM17 151L16 153H15V151ZM20 150V151H19ZM26 150V151H25ZM58 150V151H57ZM87 150V152H85ZM100 150V151H99ZM110 150H112V151H110ZM115 150V151H114ZM116 150L118 151V153H123V154H121V155H123L122 157L121 156H118V155H116V154H118L117 152H116ZM121 150V151H120ZM196 150V151H195ZM198 150H200V151H198ZM205 150V151H204ZM3 151H5V152H3ZM10 151V152H9ZM11 151L12 152H14V153H11ZM21 151H24V152H21ZM46 151V152H45ZM48 151V152H47ZM132 151V152H131ZM141 153H140V152ZM182 151V152H181ZM184 151H185V154H184ZM192 151H195V152H192ZM197 151H198V153H197ZM4 154H3V153ZM42 152H44V153H42ZM49 152H51V153H49ZM102 154H101V153ZM114 152V153H113ZM130 153V154H128V153ZM139 153V154H137V153ZM155 152V151H154ZM9 153V154H8ZM11 153V154H10ZM21 153V154H20ZM40 153H41V155H40ZM48 153H49V155H50V160H49V155H48ZM57 153V154H56ZM108 153H109V155H108ZM111 153L114 155L115 153V155H116V157H113L112 155H111ZM134 153H136V154H134ZM146 153V154H147ZM150 153H152V151L150 152ZM181 153V154H180ZM187 153V154H186ZM27 154H28V152H27ZM51 154L52 155H54V156H51ZM88 155V157H87V155ZM125 154H126V156H125ZM7 155V156H6ZM57 155V156H56ZM89 155H91V156H89ZM130 155L131 156H133L134 158H132V157H130ZM154 155H155V153H154ZM183 155V156H182ZM125 156V157H124ZM138 156H141L142 158H144V159H142L141 157V159L142 160H139V161H137L138 160ZM196 156V155H195ZM31 157V158H30ZM119 157H120V159H119ZM123 157H124V159H126V157H127V161H129L128 163H126L127 161L126 160H124L123 159ZM149 157H151V158H149ZM197 157V156H196ZM26 158V159H25ZM44 158V159H43ZM53 160H52V159ZM55 158V159H54ZM58 158V159H57ZM98 158V159H97ZM128 158H131L130 160L128 159ZM136 158V159H135ZM156 158V159H155ZM31 159V160H30ZM57 159V160H56ZM70 159V160H69ZM74 160V162H75V165H74V162H73V160ZM134 159V160H133ZM148 159V160H147ZM181 159V160H180ZM24 160V161H23ZM27 160V161H26ZM40 160V161H39ZM44 162H43V161ZM68 160H69V163H68ZM120 160H121V162H120ZM133 162H132V161ZM151 160V161H150ZM155 160V161H154ZM162 160V161H161ZM183 160V161H182ZM34 161V162H33ZM46 161H48V162H46ZM51 161V162H50ZM54 161H56V162H54ZM60 161V162H59ZM66 161V162H65ZM115 161H114V163H115ZM125 161V162H124ZM145 161H147V163L150 165V166H148L147 167V164L145 163ZM156 161H157V163H156ZM180 161H182V163H184V164H182ZM23 162H25V163H23ZM40 162V163H39ZM46 162V163H45ZM58 162H59V165H58ZM102 162V163H101ZM122 162H124V164L122 163ZM131 162H132V164H131ZM134 162H136V164L137 165H135V163ZM165 162V163H164ZM6 163V164H5ZM23 163V164H22ZM64 163H65V165H64ZM66 163L68 164V166L66 165ZM105 163V164H104ZM118 163V164H117ZM121 163V164H120ZM139 163L141 164V165H139ZM151 163V164H150ZM155 163V164H154ZM160 163L163 165V166H161L160 165ZM166 163H167V165H166ZM170 163V164H169ZM29 164L30 165H33V167L31 166V168H29L30 166H29ZM49 164H51V165H53V166H51V165H49ZM55 164V165H54ZM61 164V165H60ZM78 164V165H77ZM104 164V165H103ZM6 165V166H5ZM9 165V166H8ZM28 165V166H27ZM45 165H47V166H45ZM58 165V166H57ZM71 165H73V166H71ZM119 165V166H118ZM128 165L130 166V168L128 167ZM145 165V166H144ZM156 165V166H158V167H154V166ZM164 165H166L165 167H164ZM170 165V166H169ZM50 166L52 167V168H50ZM64 166V167H63ZM80 168V170L82 169V171L84 172V170H85V172H86V174H89V175H91L92 173V175H96V176H98L99 174V178H103V180L106 178V181H105V184L103 183V184H98V183H90V182H85V181H81V180H77V178H75L74 176H72V175H70L69 174V172L65 169V167L66 168ZM115 166V167H114ZM132 166V167H131ZM136 166V167H135ZM141 168H140V167ZM143 166V167H142ZM168 166V168H166ZM61 167H63V168H61ZM123 167V168H122ZM145 167V168H144ZM154 167V168H153ZM161 167V168H160ZM35 168H37V170L35 169ZM118 170H117V169ZM125 168V169H124ZM127 168V169H126ZM134 168V169H133ZM136 168H139V170L138 169H136ZM158 168H160V170L161 169H163V171L161 170H159ZM21 169H22V167H21ZM33 169V170H32ZM133 169V170H132ZM149 169V170H148ZM153 169H155V170H153ZM165 169H167V170H165ZM63 170V171H62ZM121 170V171H120ZM122 170H123V172H122ZM129 170H131V172L129 171ZM141 170V171H140ZM151 170H152V172H151ZM157 170H159V171H157ZM9 171V170H8ZM23 171H25L26 173H24ZM38 171V172H37ZM42 173H41V172ZM133 171V172H132ZM135 171H137V172H135ZM139 171V172H138ZM147 171V172H146ZM13 172H15V173H17V174H15V173H13ZM21 172V173H20ZM30 172V173H29ZM33 172V173H32ZM67 172V173H66ZM158 172H159V174H158ZM162 172H163V174H162ZM164 172H165V176H164ZM13 173V174H12ZM36 174V177H35V174ZM156 173V174H155ZM166 173H167V175H168V177H167V175H166ZM18 174H21V175H18ZM28 175L29 177H31V179H25L26 178V176H23V175ZM39 174V175H38ZM158 174V175H157ZM160 174H162V175H160ZM183 175H182V177H181V173H180V178L181 179H185L184 178V175L185 176H187L186 174H184V173H182ZM15 175H17V176H15ZM32 175H34V177H32ZM42 175H44V176H42ZM94 175V176H95ZM20 176V177H19ZM38 176H40L41 178H39ZM101 176V177H100ZM25 177V178H24ZM43 177V178H42ZM21 178V179H20ZM23 178V179H22ZM39 178V179H38ZM35 179H36V181L37 180H40V179H44V181L43 180H41L42 181V184H38V183H40V181H38V182H36L35 181ZM22 180V181H21ZM26 180V181H25ZM29 180V181H28ZM25 181V182H24ZM163 184L165 185V186H163ZM168 184V185H167ZM38 185H40V186H38ZM162 187H164V188H162ZM162 188V189H161ZM158 189H159V191H158ZM43 190H45L44 192H43ZM156 190V191H155ZM164 192H163V191ZM165 190H167V191H165ZM48 192V193H47ZM58 192V193H57ZM163 192V193H162ZM123 193V194H122ZM152 193V194H151ZM156 193V194H155ZM53 194V195H52ZM124 195V197H125V194H126V196H127V198L130 200L129 202H131V203H124L123 204V202L124 201H121L123 198V196H120V195ZM2 195V194H1ZM0 195V196H1ZM152 195H153V197H152ZM167 195V197L169 196V194L167 193L166 194ZM151 196V197H150ZM2 197V198H1ZM0 197V207L1 206H3L4 207V204L6 205L7 203H9L8 201V199L5 197V196H1ZM131 197V198H130ZM6 198V199H5ZM63 198V199H62ZM125 199V198H124ZM123 199V200H124ZM152 199V200H151ZM166 199V198H165ZM154 200V201H153ZM68 201V202H69ZM71 201H73V203L71 202ZM75 203V205H73ZM19 204V205H18ZM24 202H21V201H18V200H16L15 202H13L12 203V205H14V206H16L17 208H19L20 206H22V207H20L21 209H22V211L24 212L25 211V213L26 212H29V211H33V215H36L37 217H38V220L40 221L42 218H43V220L45 219V217L48 219H55L56 217H57V212H56V210L55 209H53L52 210V208H54L53 206H51V205H49V204H43L42 206H40L39 205V207L37 206H35V207H33V209H32V207L30 208L29 207V205H27V204H25ZM78 206H77V205ZM131 204V205H130ZM152 204H153V208H152ZM46 206V207H45ZM49 206V207H48ZM79 206H82V207H79ZM26 207V209L24 210V208ZM51 207V208H50ZM79 207V209L77 210L76 208H78ZM35 208H37V209H35ZM45 208H47V209H45ZM49 208V209H48ZM82 208H83V210H84V212L82 211ZM81 209V210H80ZM37 210H39V212H37ZM49 210H51V212L49 211ZM155 210H158V213H156V212H154ZM167 210H171V212H167ZM37 213H36V212ZM49 211V212H48ZM52 211H54V212H52ZM79 211H81V213H79V215H78V213L77 212H79ZM29 213V214H31L32 215V213ZM48 214H47V213ZM87 214H89V215H87ZM167 212V213H166ZM36 213V214H35ZM44 213V214H43ZM76 213H77V215L79 216H77L76 215ZM173 213V214H172ZM219 213L220 212H216L215 214H214V216L212 217V219H210L209 221H208V224L207 223H205V224H202L203 222H201L200 221V219L199 218H197V221H195L194 223H195V225L197 226H195L196 228H197V231L200 233H198L199 235L198 236H200L201 235V240H200V242L199 243H197L196 244V246H198L199 244H201V245H203L204 247H205V252H207L206 254H203V256L204 257H202V259H204L203 261H205L206 259L208 260L209 259V257H208V252L210 251V248H211V245L212 246H216V248H217V251H215V253H214V255L212 256L215 260L217 259V260H219V258H217V254H219L220 255V252L221 251H226V249L227 248H225V247H227V244L225 243V241H224V239H225V234H224V232L222 231V232H220V230L222 229V228H220L222 225H223V221H224V218H223V216L221 215V213H220V215H219ZM28 214V213H27ZM39 214V215H38ZM41 214V215H40ZM50 214V215H49ZM155 214H157L156 216H155ZM30 215V216H31ZM33 215H32V217H33ZM44 215V216H43ZM48 215V216H47ZM56 215V216H55ZM86 216V217H84V216ZM177 215V216H176ZM174 217H177V218H174L173 216V218L171 217V219L170 220H168L167 222L165 221V224H163L162 222H160L159 224H161V226H159V224H158V226L160 227V230H161V233H162V235H161V233H160V238H161V236L163 237V238H161V241H162V239L163 240H165V239H170V243L174 246V242L176 241H178L177 243H178V245H180L181 243H183V240L181 239V238H175L174 237V235L176 236H178V234H181L183 231V229H182V225H183V227L185 226V224H183V223H185V218L183 217V216H178V214H176ZM36 216H34L33 218L35 219V217ZM49 216H51V217H53V218H51V217H49ZM55 216V217H54ZM69 216V218L71 219V217ZM75 216V217H74ZM76 216L78 217V218H76ZM83 216V217H82ZM89 217V218H88ZM181 217V218H180ZM75 218V219H74ZM83 218L85 219V220H83ZM91 218H93V219H91ZM158 218H157V220H158ZM162 218V219H161ZM167 219H168V216L166 217ZM165 218V219H166ZM170 218V217H169ZM16 220L18 219V218H15ZM15 219H13V222L15 223ZM20 219V218H19ZM19 219L17 220V221H19ZM22 219V221L24 220L23 218H21ZM20 219V220H21ZM37 219V218H36ZM35 219V220H36ZM77 219V220H76ZM96 221H95V220ZM166 219V220H167ZM177 219V220H176ZM78 220H80V222L78 221ZM89 222H88V221ZM175 220V221H174ZM198 220H199V222L201 223V225H199L200 223H198ZM222 220V221H221ZM25 221V220H24ZM24 221H23V223H24ZM78 221V224L76 223ZM81 221L83 222V223H81ZM96 222V223H94V222ZM170 221V222H169ZM211 221V222H210ZM217 221V222H216ZM97 222L100 224H97ZM156 222V223H155ZM215 222V223H214ZM18 223L19 222H17V225H18ZM25 223H26V221H25ZM24 223V224H25ZM90 223V224H89ZM155 223V224H154ZM168 223V224H167ZM193 223V224H194ZM198 223V224H197ZM213 223V224H212ZM20 224H22V222L20 223ZM221 224V225H220ZM77 225V226H76ZM167 225V226H166ZM78 226V227H79ZM84 226H86V227H84ZM174 226V227H173ZM199 226V227H198ZM205 226V227H204ZM219 226V227H218ZM88 227H90V228H88ZM95 227V228H94ZM153 227V228H152ZM166 227V228H165ZM176 227V228H175ZM201 227H203L202 229H201ZM80 228V229H81ZM97 228V229H96ZM135 228V229H134ZM139 228V229H138ZM169 228V229H168ZM175 228V229H174ZM93 229V230H92ZM182 229V230H181ZM44 229L42 228V230L40 229V232L41 231H43ZM97 230V231H96ZM105 230V231H104ZM129 230H130V233H129ZM134 230V232H132V231ZM138 232H137V231ZM153 232V233H151V231ZM218 230V231H217ZM36 231H39L38 229L36 230ZM45 231H46V229H45ZM42 232V233H46V232ZM59 231H61V233L59 232ZM95 231V232H94ZM102 231H104V232H102ZM136 231V232H135ZM139 231H140V233H139ZM142 231H143V233H142ZM204 233H206V235L207 236H209V238L207 239V236L205 237V236H202V234H203V232ZM62 232H63V234H62ZM92 232V233H91ZM99 232V233H98ZM109 232V233H108ZM128 232V233H127ZM163 232H165V234H163ZM68 233H69V235H68ZM91 233V234H90ZM177 233V234H176ZM209 233V234H208ZM60 234V235H59ZM62 234V235H61ZM103 234H105V236L103 235ZM109 234V235H108ZM113 234V235H112ZM148 234H151L152 236H153V239L151 238L152 236L151 235H148ZM174 234V235H173ZM46 235V234H45ZM74 236V238L72 237V236ZM87 235V236H86ZM89 235V236H88ZM97 235V236H96ZM103 235V237H104V239H105V237H107V236H109L110 238L108 239V237L106 238V239H108V240H106V242L105 243H103L104 245H106V246H104L103 244H102V242H104V239H103V237H98V236H102ZM107 235V236H106ZM112 235V236H111ZM116 235V236H115ZM120 235V236H119ZM135 235V236H134ZM137 235H139V236H137ZM144 235H147V236H144ZM210 235H212V238L210 237ZM63 236H64V238H63ZM86 236V237H85ZM124 236V237H123ZM141 236L143 237V238H141ZM148 236H150V237H148ZM171 236H172V240H171ZM59 237V238H58ZM62 237V238H61ZM66 237V238H65ZM82 237V238H81ZM96 237H98V238H96ZM138 240V239H140V241H136L135 242V238ZM3 239V242H6V243H4L5 245H8L10 242H8L7 243V240L9 241V239H7V238H5V237H3V236H0V242L2 243V239ZM56 238H58V239H56ZM70 238H71V240H70ZM85 238V239H84ZM89 238V239H88ZM96 238V239H95ZM103 239V240H99L98 241V239ZM113 238H115L116 240L118 239V238H120V240H114L115 242H116V244H114L113 246L111 245V244H113V240H111V239H113ZM146 238V239H145ZM149 240H148V239ZM150 238H151V240H150ZM156 238V239H155ZM206 238V240L207 241H205V240H203V239H205ZM210 238H211V241H210ZM62 239V240H61ZM80 239H81V241H80ZM122 239H124V240H122ZM135 239V240H134ZM143 240V242H147V243H149L148 241H151L150 243L151 244H146V245H141L140 243H141V241ZM144 239H145V241H144ZM175 239V240H174ZM177 239V240H176ZM58 240V242H55V241H57ZM63 241V240H65V242L66 243H64V242H61V241ZM76 240H78V242H80V243H77V244H79L78 245V247H77V249L75 248V250L76 251H72V250H70V249H68L67 248V245L69 244H67V242H70V243H72V242H77ZM87 240V241H86ZM110 240V241H109ZM148 240V241H147ZM173 240H174V242H173ZM182 240V241H181ZM217 240H219V241H217ZM226 240V239H225ZM113 241V242H112ZM120 241V242H121ZM160 241V242H161ZM209 241V242H208ZM54 242H55V244L58 246V244H59V246L57 247L55 244H54ZM86 243V245H85V243ZM108 242H110V243H108ZM139 242V243H138ZM180 242V243H179ZM206 242V243H205ZM12 243V242H11ZM52 243V244H51ZM84 243V244H83ZM88 243V244H87ZM91 243V244H90ZM98 243H100V244H97ZM122 243V242H121ZM158 243V242H157ZM3 244V243H2ZM15 245L14 246H9L10 248L11 247H13V248H11L12 250L14 249V247L15 248H18V249H21V247H22V245L20 246L18 243H14ZM17 244V245H16ZM54 244V245H53ZM60 244H62L63 246H61ZM67 244V245H66ZM143 244H145V243H143ZM171 244H169L170 246H168V248L166 249V251H164V252H171V253H174L175 252V250H174V247H173V249L171 248L172 247V245ZM219 244V245H218ZM221 244H223V245H221ZM48 245V246H47ZM84 245H85V247H84ZM97 245V246H96ZM100 245V246H99ZM109 245H111L112 247L110 248V246ZM148 245H150L151 247H149ZM155 245V244H154ZM219 247H218V246ZM221 245V246H220ZM35 246V248H36V245H34ZM121 246V247H120ZM148 246V247H147ZM224 248H223V247ZM40 247V246H39ZM38 247V248H39ZM65 247V248H64ZM82 247V248H81ZM107 247H108V249L109 250H107ZM67 248V249H66ZM81 248V250H79ZM127 249V251L129 250V252H132V251H130V248H128V247H126ZM148 248H149V251H148ZM192 248V247H191ZM125 249V248H124ZM146 249V250H145ZM152 249L153 250H155V248L154 247H152ZM168 249H170V250H168ZM207 249V250H206ZM224 249V250H223ZM21 250H23V249H21ZM79 250V251H78ZM84 250V251H83ZM152 250V251H153ZM77 251L80 253H77ZM80 251H83V252H80ZM114 251V250H113ZM220 251V252H219ZM155 252V251H154ZM168 252V253H169ZM205 252H203V253H205ZM38 252L37 251H34L33 252V256L34 257H32V262L30 263V264H48V261L43 257L42 258V256L39 254H37ZM133 253V252H132ZM139 253H141L140 251H139ZM151 253V252H150ZM147 254H142L141 253V255H147ZM178 255V254H177ZM173 256L172 257V261H170V262H172V263H170V262H167V264L169 263V264H179V262H181V258L179 257V256ZM3 256V257H2ZM36 257V258H35ZM179 257V258H178ZM177 258H178V260H177ZM211 258V257H210ZM105 259H107V260H105ZM176 259V263H175V260ZM1 260H3L2 262L3 263H7V259H6V257L2 254V255H0V262H1ZM206 260V261H207ZM42 261V262H41ZM47 261V262H46ZM102 261L105 263V264H113L112 262L110 263V261L108 260V258H102ZM125 261V260H124ZM179 261V262H178ZM38 262V263H37ZM63 262V263H62ZM83 262V263H82ZM137 264V263H136ZM146 264V263H145Z\"/></svg>", "mask_w": 264, "mask_h": 264}]
</instances>
